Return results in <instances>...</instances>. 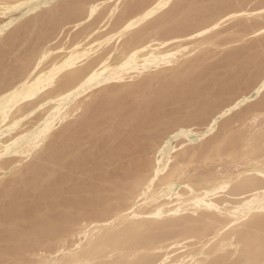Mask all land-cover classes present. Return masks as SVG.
I'll return each mask as SVG.
<instances>
[{"label":"bare ground","instance_id":"bare-ground-1","mask_svg":"<svg viewBox=\"0 0 264 264\" xmlns=\"http://www.w3.org/2000/svg\"><path fill=\"white\" fill-rule=\"evenodd\" d=\"M115 1L116 2L113 5L110 4V6L112 5V7H111V13L117 12L118 7H119V4H121V2L119 3L118 0H115ZM128 1H130V0H128ZM185 1L186 0H175L174 3L172 4L171 3V2H173L172 0H131L125 6V8L122 11V14H121L120 18H121V20H125V23L123 24V22H122V25H123L121 27L122 29H118V30L119 31L120 30L125 31L126 29H129V28L134 27L136 25L139 26V24H141L143 22V20H145L146 18L147 19L148 18H151L154 14L156 15L158 11H160L161 9L169 6L170 3L172 4L171 8L169 10H167V12L164 11V10H163V12L164 13L166 12L164 16H168L170 14L172 16L175 13V11L177 10L176 8H178L179 6H182L185 3ZM196 1H198V0H196ZM15 2H14V0H11V1L5 0L4 3L3 2L0 3V6L2 5L3 7H7V5H11V4L15 3ZM94 2H95V0H94ZM109 2H111V1H109ZM223 2H224V0H223ZM5 3H7V4H5ZM56 3L57 2H55V5H56ZM124 3H126L125 0H124ZM186 3H189V2H186ZM202 3L203 2L200 3V1H199V5H201ZM40 4H42V3H40ZM61 4H63V3H61ZM88 4L89 3L87 2V5ZM216 4H217V2H216ZM77 5H79V4H77ZM92 5H93V3H92ZM208 5H209V3H208ZM45 6H44V8H45ZM90 6H91V4H90ZM192 6H193V4H192ZM215 6H217V5H215ZM218 6H220V10H219L220 12L218 10L217 11L214 10V12H213V9H212V12L210 10L209 14L207 13L206 15H204V17L202 16V14H203L202 13L201 16L203 18L201 20L199 19V21L197 20L196 24L189 23L191 21V19H189L188 17L187 18L190 21H187L186 23H183V24L180 23L181 25H178V24L175 23L176 25L173 24V27H171L168 24L167 27L169 26L170 28L168 29V31L165 34L167 36L168 35V32H169V35L167 36V38L168 37H170V38H168V39L166 38L165 40H161L160 38L154 36V34L152 35V33H154V32H152L151 35L149 34V39L146 40L142 44H139L138 43V40L140 41L142 38H140V39H136L135 38V39L131 40V42L128 40V42H130V43L127 42V44L128 45H132V47L121 46L122 43L120 45V42L119 43L117 42L118 44H115L114 43V44L110 45L108 43H109V41H110V39L112 37V34H114V32H112L111 36L109 34H107L109 36L108 37L105 36V39L99 41L98 44L95 45L94 47L90 46L89 43L86 42L87 45L83 46L80 49L73 50L69 54V57L68 58L63 59L62 61H58V62L57 61H54V63H51L50 64V67H49V65H48V68L45 67L46 69H41V70L39 69L38 70L37 67H39L41 64L38 65V63H33L30 68L29 67L27 68L26 73L23 74V72H24V70H23L22 72H19L18 74H16L14 76L15 78L16 77L17 78H20L21 77L20 75L23 76V77H21V80H18L20 82V84L15 83V84H13L11 86L10 85L9 86L6 85L7 88L0 89V125H1V128H0V159L1 160L4 159V157H5L4 155H6L7 153H10V154L11 153L23 154V156H21V157H23L25 159H23L22 161H20L18 163L16 162L15 163V167H13L9 171L10 172H12V171H18V169L21 166H23L22 170L23 169L24 170L23 171L21 170L22 174L25 175L27 173V174H30V175H34V174H37L38 173V174L41 175L42 172H43L42 169L45 167V163L48 164V162L50 160L57 161L56 159H58V157H59L58 155H59L60 150L57 153L58 155H56L55 151H57V150L54 151L55 154L52 151H50V152H52V154H51L49 152L48 148H47L48 152L50 153V154L48 153L49 155H44L43 154V156H40V155L37 154L38 155L37 157H35L34 155H32L33 152L37 148L43 147L44 140L46 139L45 136L46 135L47 136L49 135L47 133H49L51 129H54V128H57V127L60 126L59 124L62 122V120L64 118V114H66V112L68 111V109L71 106H76V107H79V108L81 106V108H82L81 103H82L83 99L85 97H88L89 95L92 96L91 93L93 92V88L89 85V81H92L99 74L105 73L106 70L104 71L103 70L104 68L105 69H108V70L110 68L112 69V70L107 71L108 74H109V76H110V78H120L119 80H122V79H127V77H129L131 73H136L137 76L138 75H145L143 77H145V79H146V76L151 77L150 75L153 76V73L154 72L155 73L156 72L158 73L157 70H159L160 68H164L166 66H169L170 68H173L175 66V64H176L177 67H179L178 66L179 64L185 63L186 61H188L190 64H193L194 62H196V61H194L196 58L193 56V58H195L193 60L192 59V55L198 54V52H200L199 54L201 56L199 55L197 57V58L200 57V59H201V61H200V59H198V61H200V63H201V65H200V67H201L200 73L197 72V74L195 76H193V78L190 81L188 79L189 83L186 86H185V84H183L181 82L182 83V85H181L182 86V88H181L182 90L180 89L181 91H179V92H181L183 94L185 92L184 89H187L186 92L193 91V93H195V94L196 93L197 94L201 93V95H205L206 93L207 94L209 93L207 91V89H206V87L208 85L203 87L202 84H203L204 81H202V79L204 77H207V79H208L209 73L212 70H214V69L216 70V68H218V70L221 67H222V69H226V68H223V66H227V67L229 66V67H231L230 65L233 64V63H235V66L233 67V69L231 68L232 69V72L229 73V75L226 73L228 76L227 77H224L222 79V81H219V83L217 84V86H219V90L218 91H226L227 98L225 99V102H223L224 99H222V101L220 102V100L217 97H214V96L212 97L210 95V97L207 98V101L204 102V105H202L201 112L200 113H199V110L200 109L197 108V109H199L197 111L198 112L197 114H193V115L192 114H186V117L184 118V120L181 119L180 121H183L185 123H189L190 121H194L196 119H201V128L198 129V130L195 129L196 131H189L188 130V126L182 125V123H180L179 126H178V128L175 131L172 130L173 133H172V135L169 138H166V139L162 140V142L159 143V145L157 144L158 145V148L157 149L155 148L156 150L153 153V156H152L153 158L150 161V169L147 172H144V173H140L136 169L137 172H139V173L136 174L133 177V181H131L132 183L129 186H125L126 188L123 189L124 190V195L122 196L120 203H117L116 205L110 207V205H111L110 202L111 201H109V204H110V205H108L109 207L107 206L108 203L106 204L107 208H109V209H107V210H100V211L96 210L98 212L95 211L96 213H94L93 215L88 216V218L83 217L85 219V222L84 223H79V222L72 221L73 218L70 220L68 218V214L70 212H69V210H65L64 212H60V214H58V215L56 214V216H58V217H54V215H53L52 217L48 218L47 222L46 223H43L44 225H41L39 228L37 227L39 224H37V226H33V227H30L29 224H28V227H30V229L28 231H30V232L32 231L33 233H39L42 237H45L47 240L45 242H43L42 240H39V238L38 239H30V237H29L30 240H27L26 243H24V246L22 248H20V246L18 245L19 248L20 249H23L24 248L27 251L29 249H33V250L35 249V250H38V251H46L47 250V251H52L55 254H58L57 256L52 257V258H50L48 260H44V258L40 254L37 255V256L35 255L36 257L32 261L29 259V261L31 262V264H264V52L262 54H260V55H259V53H258V55H254L255 52L258 51V48L257 47H260L261 45L264 44V43L262 44V40L264 42V37L262 38V40L261 39L254 38V37H256V36L258 37V35L264 33V0H233V2L231 4L226 5V7L230 8V10L228 12H226V14L222 13V11H221V5H218ZM191 7H190V9H191ZM210 7H212V6H210ZM52 8H51V11H52ZM63 8H65V6H63L61 9H63ZM80 8L78 10H80ZM204 8L201 11L205 10ZM207 8H209V7L207 6ZM55 9H56V6H55L54 10ZM68 9H70V8L68 7ZM98 9H96V10H98ZM167 9H168V7H167ZM179 9L181 11L183 10V9H181V7ZM184 9H186V7ZM83 10H84V8H83ZM223 10H225V9H223ZM72 11H71V14L74 12V11L73 12ZM98 11L100 12V9ZM107 11H109V10H107ZM194 11H196V10H193L192 9V12H194ZM76 12H77V9H76ZM204 12H206V11H204ZM25 13H26V11H25ZM25 13H23V14H25ZM47 13L45 12V16H46ZM230 13L233 14L234 16H237V17H239L238 15H241L242 17H244V19H243L244 21H242V18H241V21L242 22L239 23L240 25L237 23V25H239L238 28L240 27L239 29H236L237 28L236 27L237 26L236 24L234 26L233 25L223 26L224 22L226 21L225 16H227ZM64 14H62V16ZM104 14H105V12H104ZM119 14H120V11H119ZM97 15L99 16V14H97ZM196 15H197V13L195 14V16ZM53 16H55V15H52V17ZM197 16L199 17V15H197ZM27 17H28V15H27ZM169 18H171V17H169ZM65 19H64V21H65ZM72 19H73V17H72ZM157 19L158 18H156V20ZM97 20H98V18H97ZM152 20H155V19H152ZM163 20H165V19H163ZM178 20H180V19H178ZM13 21H15V19L12 20V22ZM40 21H42V19ZM49 21L47 22V24L49 23ZM85 21H87V20H85ZM116 21H117V19H116ZM167 21L169 22L170 20H167ZM30 22H33V21H30ZM164 22H166V21H163V23ZM52 23H53V21H52ZM88 24H90V23L88 22ZM107 24H108V22H107ZM145 24H146V21H145ZM160 24H162V22ZM22 25L24 26V22H23ZM22 25H20V27H22ZM12 27H14V26L12 25ZM45 27H46V25H45ZM77 27H79V25ZM91 27H92V25H91ZM91 27H90V29H91ZM233 27H236V28H233ZM144 29H146V28H144ZM58 30H60V29H58ZM133 30L135 31V29H133ZM33 31H36V30H33ZM145 31H147V30H145ZM67 32H66V35H67ZM20 33H22V31ZM32 33H34V32H32ZM44 33H45V31H44ZM47 34H49V33H47ZM63 34H64V32L61 35H63ZM101 34H104L103 31H102ZM158 34H159V32L156 35H158ZM8 35H10V34H8ZM17 35L15 34L16 37H17ZM32 35L33 34H31V36ZM35 35H36V33H35ZM39 35L41 36L42 34H37V36H39ZM74 35H76V33ZM74 35H73V37H74ZM78 35L79 34H77V36ZM132 35H133V33H132ZM142 35H144V34H142ZM160 35H162V34H160ZM10 36L12 37V35H10ZM97 36H98L97 38L99 40V38H101V37H99L98 34H97ZM73 37L71 36V38H70V36H69V40H71ZM103 37H104V35H103ZM93 38L94 37L92 36V40H94ZM252 38H254V39H253V41L251 43H249V44H240L242 41H245L246 39H250L251 40ZM28 39H29V36H28ZM45 39H47V37ZM84 39H85V37H84ZM72 40H74V39H72ZM123 40H125V39H123ZM169 40L173 41V43L171 42L172 44L170 45V47H168V41ZM29 41H27V42H29ZM36 41H38V38L36 39ZM79 41H80V39H79ZM113 41H115V40H113ZM143 41H144V39H143ZM4 42L6 43L5 40H4ZM16 42H18V41H16ZM121 42H122V40H121ZM193 42H196L195 45H193L194 50L193 51H189L188 53H184V49L187 48V47H189V45L192 46V43ZM23 43H25V42H23ZM64 43H62V44L64 45ZM124 43H126V42H124ZM62 44H61V46H62ZM25 45H27V44H25ZM35 45L33 44V46H35ZM5 46L6 45L1 46L2 48L0 47V49H2V51H3L4 48H5ZM8 46H6V47H8ZM56 46L57 45L55 44V46H53V47L55 48ZM58 46H57V48H58ZM106 47H107V49H105ZM31 48H29L30 51H29V49H27V48L26 49H27V51L31 52ZM39 48H40V45H39ZM44 48L47 49L46 46ZM36 50H39V49H36ZM51 50H53V48ZM213 50H218V52H222L223 54L217 60H215L214 62L212 61L211 63H205L206 61L204 62V60L211 57L210 52L213 51ZM27 51H26V53H27ZM98 51H100V52L102 51V54H99L97 56L95 54V56L91 60L83 61V59L85 57H88L92 53H96ZM5 52H7V51H5ZM58 52L56 54H58ZM258 52H260V51H258ZM11 53H13V52H11ZM211 53H214V52H211ZM0 54L1 55H5V53L3 54V52H1ZM18 54H19V52H18ZM22 54H24V53L22 52ZM32 54H30V55H32ZM53 55H55V54H53ZM53 55L51 54V57H53ZM21 56H23V55H21V53H20L19 57L21 58ZM214 56H212V57H214ZM11 57H13V56H11ZM16 57H17V55H16ZM16 57H14V60H15ZM110 57L117 58L115 64L112 67H110V68L109 67H103L101 70H97L96 69L95 66L104 64L108 60V58H110ZM30 58L31 57H29V59ZM35 58H37V57H35ZM244 58H245V62H243ZM27 59L28 58H26V60ZM60 59H58V60H60ZM26 60H24V61H26ZM34 60H32V62ZM20 61L18 63L17 62L16 63L17 64H20L21 62H24V61H21V62ZM7 62L8 61H6L5 63H7ZM31 63H30V65H31ZM45 63H47V62H45ZM196 63H194V64H196ZM1 64L5 65L4 63H0V65ZM8 64H9V67H10V63H8ZM25 64H26V62H25ZM66 64H68V65H70V64H77V67L76 68L78 70L80 69V74L78 73L77 76L74 75L75 78L72 77L74 79H69L67 81V83H65L64 85H62V89H60L61 91L60 90L56 91L57 89L56 88L54 89V87H52L53 90H55V92H53L54 94L48 96L45 99L46 101H44L41 106H38L37 105V107L40 110L41 109L44 110L49 105V103H50V106H48L47 108H53L54 109L53 114L50 117H48L46 120H44L43 122H41L40 125H39V128L37 130H34L33 125L28 123V121H27V119L25 117L27 115H25V113H24V115H22L20 117L17 116V115H16L17 117H15L14 115H12L13 112H11V111L13 110L14 107L15 108H18V110L23 109V108H19V107L22 104V101L24 100V98H26V97H34V96H37L38 94L40 96L41 95V92H40L41 87H43L45 84L52 85L54 83V76ZM186 64H187V62H186ZM3 65H2V67H4ZM13 65L15 66V64H13ZM28 65H26V66H28ZM19 67H16V68L19 69ZM0 68H1V66H0ZM185 69H186V67H185ZM179 70H180V68H179ZM183 70H184V68H183ZM14 71H16V70L14 69ZM186 71H188V70H186ZM186 71L184 70V73ZM223 72L225 73V70ZM4 73H5V71H4ZM7 73L8 72L6 71V74ZM12 73H14V72H12ZM62 73H64V72H62ZM174 73H176V72H174ZM213 73H214V71H213ZM67 74H68V72H67ZM226 74H224V75L226 76ZM70 75H72V74H70ZM186 75H187V73L185 75H183L184 76V79L182 78V79H180V81L185 80ZM61 76L63 77L65 75H61ZM169 76H171V75H169ZM178 76L179 75H177V77ZM180 76L182 77L181 73H180ZM191 76H192V74H191ZM200 76H201V82H199L200 81ZM210 76H212V74ZM4 77L3 78L0 77V79L2 78V81H0V82H3ZM139 77H141V76H139ZM139 77L136 78V79L134 78L136 80L135 84L136 83L138 85L140 84V82L137 81L139 79ZM187 77H186V79H187ZM215 78H217V77H215ZM134 79H133V81H134ZM140 79H142V78H140ZM145 79H142L141 83ZM169 79H170V77H169ZM209 79H210V77H209ZM173 80H174V78H173ZM173 80H172V82H173ZM176 81H178V80H176ZM112 82H113V80H112ZM169 82L170 81L168 80V83ZM172 82H170V83H172ZM174 82H175V80H174ZM114 83H115V80H114ZM148 83L149 82H147V84ZM157 83H159V82H157ZM185 83H187V82H185ZM200 83H201V87H196ZM113 84H111V86ZM115 84H117V83H115ZM135 84H133V86ZM105 85L106 84H104V86ZM120 85H123V84H120ZM125 85H127V84H125ZM129 85H130V83H129ZM106 86H108V84ZM131 86H129V87L127 86V87L130 88ZM158 86H160V84ZM103 87L100 88V89H103ZM134 87H136V85ZM191 87L193 89H191ZM213 87H214V85H213ZM47 88H49V86ZM131 88H130V90H131ZM139 88H141V87H139ZM139 88L136 87V89H138V90H139ZM165 88H164V90H165ZM173 88H172V90H173ZM178 88H179V86H178ZM98 89H97V91H98ZM111 89H113V88L111 87ZM177 89H175V91ZM45 90H46V88H45ZM105 90H106V88H105ZM107 90L108 91H104V92H106V93L109 92L110 87H109V89L107 88ZM208 90H210V89H208ZM49 91H50V88H49ZM113 91H111V93ZM118 91H119V93H121L120 90H118ZM51 92L52 91H50V93ZM102 92H103V90H102ZM155 92L159 94V91H155ZM162 92H164V91H162ZM106 93L105 94L103 93V94L106 96ZM122 93L125 94V92H122ZM172 93L174 94V91ZM161 94L163 95L164 93H161ZM173 94H172V96L174 97ZM210 94H211V92H210ZM257 94H259V97L258 98L256 97V99L253 100L252 98H254ZM98 95H96V96H98ZM147 95H149V94H147ZM159 95L157 96L158 98L160 97ZM190 95L191 96H188V97H190L192 99L193 98L192 97L193 94L191 93ZM149 96H148V98L154 99V96H153V98H151V96L150 97ZM224 96H226L225 93H224ZM120 97H121V95H120ZM141 97H142V95H141ZM176 97L177 96L175 95V98ZM102 98L98 96V100H100V99L102 100ZM108 98L110 100L112 98V96H111V98H110V96ZM108 98L106 100H108ZM114 98H113V100H114ZM116 98H117V96H116ZM116 98H115V101H116ZM118 98H119V96H118ZM168 98L170 99V96ZM183 98H185V97H182V102L184 101ZM155 99H156V97H155ZM25 100H27V99H25ZM92 100L94 101V99H92ZM98 100H96V101H98ZM146 100H148V99H146ZM146 100H143L145 104H146V102H145ZM198 100H199V97H198ZM93 101H91V102H93ZM196 101H197V99H196ZM38 102H40V101L38 100L37 103ZM99 102L100 101H98V103ZM101 102H103V101H101ZM131 102H133V100H131ZM182 102H180V104ZM190 102H191V100H190ZM93 103H91V104H93ZM125 103H128V102H125ZM136 103H139V102H136ZM147 103H148L147 104L148 107L151 106L149 104V101H147ZM187 103H189V101ZM196 103L197 102H195L193 104H196ZM221 103H223V104H221ZM35 104H36V102H35ZM128 104H130V102ZM190 104H192V103H190ZM98 105L99 104H97V106ZM104 105H106V104H104ZM142 105H143V103H142ZM158 105H160L159 102H158ZM172 105L175 106L174 104H172ZM25 106H26V104H25ZM93 106H95V105H93ZM106 106H105V108H106ZM140 106L141 105H139V107ZM168 106L170 107L171 105H168ZM100 107H101V104H100ZM107 107H110V106H107ZM135 107H137V106H135ZM152 107H153V105H152ZM165 107H167V105H165ZM165 107L162 106V108H165ZM191 107H192V105L190 107H187V108H191ZM194 107H192V108H194ZM94 108L95 107H93V112H94V110H96ZM122 108H121V110H122ZM158 108H157V110H158ZM33 109H35V108H33ZM127 109L125 108V110H127ZM150 109H148V110H150ZM159 109H161V107ZM180 109L178 111H181ZM29 110H31V108ZM88 110L90 111V109L87 108V110H85V112L88 111ZM152 110L154 111V108L151 109V111ZM15 111L16 110H14V112ZM74 111H75V109H74ZM89 111H88V113H89ZM113 111L114 110H112V113H114ZM123 111H124V109H123ZM21 112H22V110H21ZM93 112H91V113L93 114ZM97 112L100 113V110H98ZM140 112L142 113V111H140ZM140 112H138V113H140ZM148 112L149 111H147V113ZM45 113H46V111H45ZM77 113H78V111L76 112V114ZM95 113H96V111H95ZM138 113H136V114L139 115ZM144 113H145V111H144ZM159 113H161V112H159ZM211 113H215V115H217V117H215ZM15 114H17V113H15ZM18 114H20V113H18ZM36 114H38V112ZM172 114H173V111H172ZM176 114H179V113H176ZM40 115H41V113H40ZM70 115L72 116V114H70ZM81 115H82V113H81ZM89 115H91V114H89ZM100 115H99V117H100ZM108 115H109V111H108ZM156 115H157V113H156ZM180 115H181V112H180ZM204 115H206V116L209 115V117L210 116L211 117H210V119L207 120V119H205ZM41 116H40V118H41ZM68 116H69V114H68ZM103 116H105V114ZM103 116H101L102 119H103ZM111 116H113V115H111ZM131 116H133V114ZM74 117H75V115H74ZM87 117H88V115H86V118ZM119 117H120V115H118V118ZM139 117H140V115H139ZM181 117H183V116L181 115ZM181 117H179V118H181ZM90 118H92V116ZM141 118H143V117H141ZM172 118H174V116ZM177 118H178V116H177ZM261 118H263V120H261ZM35 119H36V117H35ZM67 120H69V119H67ZM67 120L65 122H67ZM78 120H80V118ZM82 120L83 119H81L80 121H82ZM88 120H89V118L86 119V120H83V121L85 122V121H88ZM90 120H92V119H90ZM95 120H92L93 123H94ZM105 120H102V121H105ZM129 120H130V118H129ZM133 120H135V119L133 118ZM162 120L168 121L169 119L168 120L167 119H163V117H162ZM64 121H63V123H64ZM72 121H76V120H72ZM100 121H98L97 123H100ZM121 121H123V120H121ZM131 121L132 120H130L129 122H131ZM141 121H139V123ZM148 121H149V119H147V122ZM30 122H31V120H30ZM115 122L113 124H115ZM124 122L126 123V120H124ZM175 122H174V124H175ZM177 122H178V120H177ZM73 123H75V122H73ZM77 123H78V121H76V124ZM87 123H90L88 125V127L89 126H92L93 127V125H95L93 123H92L93 125H91V121L90 122H86L85 124H87ZM152 123H153V120H152L151 124ZM157 123L159 124V122H157ZM163 123L165 124L164 121H163ZM104 124H107V123H104ZM104 124H102V125H104ZM128 124H131V123H128ZM148 124H145V125H148ZM160 125H162V124H160ZM62 126H64V125H62ZM70 126H71V124H70ZM75 126L76 125H74L72 127L75 128ZM82 126L85 127V125H83V124H82ZM125 126H126V124H125ZM125 126H122V128H123L122 130H125L124 129ZM72 127H71V129H72ZM126 127H128V126H126ZM17 129H19V131ZM59 129L61 130V128H59ZM89 129H87V132H88ZM119 129H120V126H119ZM130 129H131V127H130ZM16 130L18 131V133H17ZM93 130H95V129H93ZM93 130L91 129L92 132H93ZM14 131H16V134H13ZM72 131H74V130H72ZM79 131H81V130H79ZM91 131H89V132L91 133ZM108 131H111L112 132L111 129H109ZM87 132H85V134H81V135L82 136L83 135H86ZM97 132H100V134H101L103 132V130L102 131H97ZM107 132H106V134H107ZM125 132H128V129L127 128H126V131ZM129 132H128V134H129ZM148 132H150V130ZM65 133H67V132L65 131ZM68 133H69V130H68ZM104 133L105 132H103V134ZM109 133L110 132H108V134ZM122 133L123 132H121V134ZM77 134H79V133H77ZM106 134H105V136H106ZM170 134H171V132H170ZM53 135H56V134L53 133ZM75 135H76V133H75ZM116 135L114 134V136H116ZM119 135H117V137H119ZM163 135H165V133ZM67 136H69V134ZM70 136H71V134H70ZM103 136L104 135H102V137ZM160 136H162V135H160ZM62 137H64V136L62 135ZM75 137H77V139H78V136H75ZM151 137H152V135H151ZM95 138H97V137L95 136ZM99 138H101V137H99ZM99 138L97 139V140H99L97 142H100V139ZM120 138H122V137H120ZM54 139H55V137H54ZM69 139H71V138H69ZM82 139L81 140L79 139V140L82 142ZM112 139L110 140L111 142H112ZM20 140H23L24 141L23 144H22V146L17 145L20 142ZM51 140H53V138L52 139L50 138V141ZM74 140L75 139H73V141ZM122 140H123V138H122ZM139 140H140V138H139ZM61 141L63 142V140H61ZM71 141H69V142H71ZM77 141H76V143L78 144ZM89 141H90V139H89ZM101 141H103L102 138H101ZM143 141H145V140H143ZM48 142H47V144H48ZM62 142L60 143V142H57L56 141V143H59L61 145H62ZM65 142H64V144H65ZM81 142H79V143H81ZM97 142H95V145L94 144L93 145L96 146ZM51 143H54L55 144V142H51ZM134 143H135V141H134ZM59 144L57 145L58 147H60ZM130 144H132V143H130ZM111 145H112V143H111ZM141 145H139V146H141ZM57 146L55 148H57ZM87 146H84V147H87ZM113 146H111V147H113ZM130 146H132V145H130ZM44 147H45V145H44ZM69 147L72 148V146H69ZM122 147H123V145H122ZM77 148H75V149H77ZM97 148H98V146H97ZM108 148H110V147H108ZM52 149L54 150L53 147H52ZM62 149H63V147L61 148V150ZM116 149H117V147H116ZM118 149H119V147H118ZM127 149H129V147H127ZM64 151H66V150H64ZM68 151L70 153V148L68 149ZM68 151H67V153H68ZM88 151H90V148H89ZM104 151H106V150H104ZM108 151H109V149H108ZM113 151H112V154L114 153ZM94 152H95V150H94ZM98 152H99V150H98ZM100 152H101V150H100ZM137 152H138V150H137ZM37 153H38V151H37ZM78 153L77 154H73L72 153V154L73 155H79ZM105 153H104V155H105ZM123 153H125V152H123ZM101 154H102V152H101ZM145 155H146V153H145ZM33 156L35 157V160L34 161H33V159L32 160L30 159ZM61 156L63 157V153H62ZM132 156H134V155H132ZM82 157L80 156V158H82ZM88 157H87V159H88ZM90 157H92V155ZM6 158L7 157H5V159ZM70 158H73V157H70ZM97 158H98V155H97ZM145 158H144V160H145ZM148 158H149V156H148ZM225 158L228 159L229 162L232 164V168L230 170L222 171V170H219L218 169V170H214L212 172H206L205 174H201L199 176L196 175L197 177H195V176L191 177L189 175L190 177H187L186 176L187 178H183V174L185 173L184 171H185L186 167L188 165H190V164H193L195 162H200V163L202 162L203 165H204V167H205L204 170H206V167H208L209 165L214 164V163H216L218 161H221V160H223ZM74 159H75V157L73 158V160ZM115 159H116V157H115ZM26 160H30V162L31 161L32 162L31 163H26L25 162ZM102 160H104V159H102ZM105 160H107L106 157H105ZM118 160H119V157H118ZM141 160H142V158H141ZM64 161H67L68 162L69 160H63V164H64ZM71 161L72 160H70L69 162L72 164ZM89 161H90V158H89ZM6 162H7V160H6ZM76 162H78V161H76ZM91 162H92V160H91ZM91 162H89V163H91ZM222 162H224V161H222ZM109 163L111 165L112 164V161L110 160ZM109 163H108V165H109ZM117 163H118V161H117ZM127 164L128 163H126V165ZM124 165H125V163H124ZM201 165H199V166H201ZM216 165H217V163H216ZM6 166H7V164H6ZM54 166H56V165H54ZM67 166H69V165H67ZM72 166H73V164H72ZM74 166L77 167L76 165H74ZM120 166H121V164H120ZM60 167L62 168V166H60ZM83 167H85V166H83ZM86 167H88V166H86ZM6 168H4L3 164H0V182H2V178L5 175ZM122 168H126V167L123 166ZM98 169H100V168H98ZM104 169H102V170L104 171ZM110 169L111 170L113 169V172L116 171V170H118V168H116V170H114L113 167L110 168ZM61 170H59V168H58L57 171H60L61 172ZM75 170L77 171V169H75ZM75 170H73V171H75ZM62 171L65 173L67 170L66 171L62 170ZM86 171L87 170H85V172ZM135 171H131V174L128 171L129 172L127 174L128 179H129L130 175H132V173L134 175V172ZM68 172L70 173V171H68ZM116 172H114V173H116ZM125 172L127 173V171H125ZM125 172H123L124 173V176H126L125 175L126 174ZM56 173L58 174V172H56ZM79 173H80V171H79ZM79 173L77 172V174H79ZM109 173L107 175L110 177V174ZM120 173L121 172H119L117 174L119 175ZM17 174H14V175L16 176ZM22 174H21V176H22ZM46 174H48V173H45V175ZM54 174H55V172H54ZM21 176L19 174V177H21ZM42 176H40V177H42ZM49 176H51V174ZM59 176H60V174H59ZM66 176H67V174H66ZM103 176H105V175H103ZM114 176H115V174H114ZM119 176H118V178H119ZM124 176H123V178H125ZM9 177H10V175L8 176V178ZM40 177L38 176V178H40ZM54 177H56V176L53 175L50 179H52ZM75 177H73V178H75ZM89 177H91V175H89ZM98 177H96V178H98ZM106 177L107 176H105V178ZM13 178H12V180H13ZM123 178H121V179H123ZM78 179H80V178L78 177ZM99 179L101 181V177ZM12 180L10 179L8 181L11 182ZM23 180H24V177H23ZM53 180H52V182H53ZM87 180H89V179H87ZM106 180H107V178H106ZM126 180H127V178H126ZM17 181H21V180L18 179ZM17 181H16V183H17ZM35 181L37 182V179ZM38 181H39V179H38ZM47 181L49 182L50 180L47 179ZM83 181H85V180H83ZM118 181H121V180H118ZM124 181H125V179H124ZM4 182L5 181H3L2 183H4ZM10 182L8 184H10ZM33 182H34V180H33ZM43 182H41V183H43ZM95 182H98V181H95ZM100 183H102V182H100ZM100 183H98V184H100ZM123 183H125V182H123ZM13 184H14V182H13ZM58 184H60V183H58ZM106 184H108V183H106ZM2 185L0 186V188H2V190H4L3 188H5V187H4V185L2 187ZM11 185L9 186L10 188H11ZM29 185H30V183H29ZM38 185H39V183H38ZM43 185H46V184H43ZM47 185H49V184L47 183ZM51 185H52V183H51ZM81 185H83V184H80V186ZM90 185H92V184H90ZM110 185L112 187V184H110ZM114 185H113V187H117L115 183H114ZM5 186H6V184H5ZM36 186H37V184H36ZM55 186H56V184H55ZM22 187H24V186H22ZM69 187H70V185L68 186V188ZM71 187H73V186H71ZM118 187H120V186H118ZM20 189H22L23 191H25L23 188H21L19 186V190ZM31 189H33V188H31ZM42 189L44 190V186L42 187ZM54 189H55V187H54ZM17 190L14 189V191H17ZM36 190H38V189H36ZM40 190H41V188H40ZM48 190H49V192L51 191L50 189H48ZM58 190H59V187H58ZM74 190H72V191H74ZM120 190H122V189L120 188ZM5 191H7V189ZM27 191L30 192V189L27 190ZM61 191H63V190H61ZM29 192H27V193H29ZM52 192H50L51 195H52ZM57 192H59V191H57ZM67 192H68V190H67ZM50 193H48V195ZM7 194H9V192ZM15 194H17V193L15 192ZM34 194H36V193L34 192ZM54 194H55V191H54ZM23 195H25V193ZM32 195H33V192H32ZM32 195H30V196L32 197ZM38 195H39V193H38ZM48 195H45L44 198L45 197H48ZM90 195H92V194H90ZM61 196H62V194H61ZM64 196H65V194H64ZM69 196H68V198H69ZM97 196H96V200H99V197L97 198ZM59 197H57V199ZM23 198L20 199V200H18V201H20V202H21V200L22 201L23 200L24 201H27L26 199H23ZM68 198H66V199H68ZM13 199H12V201H13ZM15 199H16V197H15ZM27 199H28V197H27ZM37 199H40V198L38 197ZM52 199H53V201H55L54 198H52ZM70 199H72V198H70ZM74 200H73V203L75 202ZM10 202H11V200H10ZM38 202H39V200H38ZM103 202H105V201H103ZM117 202H118V200H117ZM17 203H15V204H17ZM42 203H43V201H42ZM8 204H9V202H8ZM8 204H7V207L9 208V205ZM28 204H29V202H28ZM113 204H114V202H113ZM30 205H32V203ZM82 205H83V202H82ZM84 205H85V203H84ZM97 205H95V206H97ZM15 206H17V205H15ZM15 206H14V208H16ZM70 206H69V208H70ZM75 206H73V207H75ZM98 206H100V205H98ZM29 207H31V206H29ZM40 207H42V206H40ZM61 207H59V208H61ZM89 207H90V205H89ZM101 207L102 206H100L99 208H101ZM0 208H2V207H0ZM44 208H46V206ZM37 209H39V208H37ZM51 209H52V207H51ZM54 209H55V211L57 210V208H55V207H54ZM54 209H52V210L54 211ZM62 209H63V207H62ZM72 209H70V210H72ZM1 211H3V210H1ZM16 211H18V210H16ZM21 211H19V212H21ZM33 211L34 210H32V212ZM74 211L76 212L75 209H74ZM91 211H93V210L91 209ZM11 212H9V214ZM29 212H31V211H29ZM2 213H0V216H1ZM21 213H23V212H21ZM33 213L35 214L37 212H33ZM46 213L48 214V212H46ZM56 213H58V212H56ZM19 215H20V213H19ZM40 215H43V214L41 213ZM5 216L6 215H3V217H5ZM65 216H67V217H65ZM10 217L11 216H9V218ZM13 217L14 216H12V218ZM43 217H45V216H43ZM17 218H18V216H17ZM32 218L34 220L35 217L33 216ZM61 218H62V220H61ZM5 219L6 220H9L7 217H5ZM75 219H77V218H75ZM17 220H19V219H17ZM35 220L32 221V222H36ZM44 220H45V218H44ZM12 221L10 220L9 222H12ZM64 221H66L67 223H65ZM9 222H8V225L11 224ZM38 222H39V220H38ZM15 223H16V220H15ZM35 224L36 223H34V225ZM41 224H42V222H41ZM64 224H67V225H64ZM21 225H23V224H21ZM30 225H31V223H30ZM7 227L8 226H6L5 229H7ZM26 227H25V231L27 229ZM9 228H11V227L9 226ZM1 230H3V229H1ZM15 230L16 229H14V231ZM2 232H0V233H2ZM4 232H5V230H4ZM6 232H7V230H6ZM10 232L12 233V230ZM30 232H28V233H30ZM19 233L21 234V232H19ZM19 233H17V231H16V236H19V235H17ZM8 238H10V237H8ZM26 238H28V236ZM1 239H3V238H1ZM13 239H14V237H13ZM20 240L21 239H19V241ZM7 241H6V243H8ZM1 242L3 243V241H1ZM22 242H25L24 239H23ZM22 242H20L18 244H21ZM3 245H4V243H3ZM13 246H15V245H13ZM18 246L16 248H18ZM12 248L13 247H11V249ZM1 250L4 251V249H1L0 248V251ZM7 250H9V248ZM11 251H13V250H11ZM17 251L19 252V249L18 250H14L13 252H11L10 253L11 256H13L12 253L15 254V253H17ZM20 251L24 252L23 250H20ZM42 253H44V252H42ZM1 255H3V254H1ZM16 256H18V255H16ZM1 257H0V259H3L4 258V257L3 258H1ZM20 260H21V258H20ZM24 261L26 262V259H24Z\"/></svg>","mask_w":264,"mask_h":264},{"label":"rangeland","instance_id":"rangeland-1","mask_svg":"<svg viewBox=\"0 0 264 264\" xmlns=\"http://www.w3.org/2000/svg\"><path fill=\"white\" fill-rule=\"evenodd\" d=\"M1 1V0H0ZM4 1L5 0H2L1 2H3L4 3ZM9 1H11V0H9ZM16 0H14V2H15ZM75 1V2H74ZM79 3H78V2ZM101 0H95V2H94V0H17L15 3H13V4H11V5H7V7H3L2 5L0 6V47L1 46H4V45H6V46H8V47H6L5 46V48H4V50L2 51V49H0L1 51H0V53L1 52H3V54L5 53V55H1L0 54V63H4L5 65H3V64H1L0 66H1V68H0V77H4V79H3V82H0V89H4V88H7L6 87V85L7 86H11V85H13V84H15V83H17V84H20V82L18 81V80H21V77H23L22 75H20L21 77L20 78H15L14 76L16 75V74H18L19 72H22L23 70H24V72H23V74L24 73H26V71H27V68L29 67H31L32 66V64L33 63H38V65L39 64H41L39 67H37V69L39 70H41V69H46V68H48V65H49V67H50V64L51 63H54V61H62L63 59H66V58H68L69 57V54L73 51V50H75V49H80V48H82L83 46H85V45H87L86 44V42L87 43H89V45L90 46H92V47H94L95 45H97L98 44V42L99 41H101V40H104L105 39V36L106 37H108L109 35L111 36V34H112V32H114V34H112V37H111V39H110V41H109V43L108 44H110V45H112V44H118L119 42H120V45H121V43H122V45L121 46H126V47H132V45H128L127 44V42H128V40L131 42V40H133V39H140V38H142L140 41L138 40V43L139 44H142V43H144L146 40H148L149 39V34L151 35V33L152 32H154V33H152V35L154 34V36H156V37H158V38H160L161 40H165L166 38H167V36L169 35V32H168V35L166 36V32L168 31V29L170 28L169 26H171V27H173V24L174 25H176V24H178V25H181V24H183V23H186L187 21H190L189 19H191V21L189 22V23H194V24H196V22H197V20L199 21V19L201 20L203 17H204V15H206L207 13L209 14V12H210V10H211V12H212V9H213V12H214V10L215 11H219L220 10V6H218V5H221V11H222V13H224V14H226V12H228L229 10H230V8H228V7H226V5H229V4H231L232 2H233V0H224V2H223V0H198V1H196V0H186L185 1V3L186 2H189V3H184L182 6H179L178 8H176L177 10L175 11V15L173 14L172 16H171V14L170 15H168V16H164L165 15V13L167 12V10H169L170 8H171V6H172V4L174 3V1L175 0H172L173 2H171L170 4H169V6H167L168 7V9H167V7H165V8H163V9H161L160 11H158L157 12V14L155 15H153L151 18H146L145 20H143V22L141 23V24H139V26L138 25H136V26H134V27H131V28H129V29H126L125 31H123V30H118V29H122L121 27L123 26L122 25V22H123V24L125 23V20H121V18H120V16H121V14H122V11H123V9L125 8V6L131 1H128V0H125L126 1V3H124V0L122 1V0H118L119 1V3L121 2V4H119V7H118V10H117V12H115V13H111V7H112V5L116 2L115 0H102L101 2H100ZM109 1H111V2H109ZM199 1H200V3L201 2H203L201 5H199ZM213 1V2H212ZM220 1V2H219ZM0 2V3H1ZM55 2H57L56 3V5H55ZM77 2V3H76ZM83 2V3H82ZM87 2L89 3L88 5H87ZM107 2V3H106ZM109 2V3H108ZM197 4H196V3ZM206 4H205V3ZM216 2H217V4H216ZM40 3H42V4H40ZM61 3H63V4H60ZM74 3V4H73ZM82 3V4H81ZM92 3H93V5H92ZM101 3V4H100ZM208 3H209V5H208ZM224 3V4H223ZM229 3V4H228ZM5 4H7V3H5ZM66 4V5H65ZM72 4V5H71ZM77 4H79V5H77ZM85 4V5H84ZM90 4H91V6H90ZM110 4H112L111 6H110ZM189 4V5H188ZM192 4H193V6H192ZM196 4V5H195ZM35 5V6H34ZM46 5V6H45ZM50 5V6H49ZM65 6V8H63V9H61L63 6ZM82 5V6H81ZM106 5V6H105ZM181 5V4H180ZM215 5H217V6H215ZM42 6V7H41ZM44 6H45V8H44ZM55 6H56V9L54 10V8H55ZM72 8H71V7ZM105 6V7H104ZM108 6V7H107ZM192 6V7H191ZM207 6L209 7V8H207ZM210 6H212V7H210ZM215 6V7H214ZM38 9H37V8ZM48 7V8H47ZM53 7V8H52ZM68 7L70 8V9H68ZM75 7V8H74ZM77 7V8H76ZM81 7V8H80ZM90 7V8H89ZM181 7V9H183L182 11L179 9ZM186 7V9H184ZM190 7H191V9H190ZM194 7V8H193ZM198 7V8H197ZM202 7V8H201ZM205 7V8H204ZM228 9H226V8ZM7 8V9H6ZM42 8V9H41ZM51 8H52V11H51ZM80 8V10H78ZM83 8H84V10H83ZM89 8V9H88ZM100 9V12L98 11L99 9ZM107 8V9H106ZM205 9V10H203V11H201L202 9ZM215 8V9H214ZM217 8V9H216ZM14 9V10H13ZM42 11H41V10ZM48 9V10H47ZM67 9V10H66ZM76 9H77V12H76ZM96 9H98V10H96ZM102 9V10H101ZM106 9V10H105ZM192 9L193 10H196V11H194V12H192ZM223 9H225V10H223ZM18 10V11H17ZM39 10V11H38ZM61 10V11H60ZM74 12H73V11ZM104 10V11H103ZM107 10H109V11H107ZM163 10L164 11H166L165 13L163 12ZM180 10V11H179ZM190 10V11H189ZM199 10V11H198ZM25 11H26V13H25ZM31 11V12H30ZM70 11V12H69ZM71 11L73 12L72 14H71ZM81 13H80V12ZM119 11H120V14H119ZM201 11V12H200ZM204 11H206V12H204ZM40 12V13H39ZM45 12L47 13L46 14V16H45ZM66 12V13H65ZM69 12V13H68ZM99 12V13H98ZM104 12H105V14H104ZM181 12V13H180ZM186 12V13H185ZM220 12V11H219ZM12 13V14H11ZM23 13H25V14H23ZM65 13V14H64ZM87 13V14H86ZM102 13V14H101ZM109 13V14H108ZM117 13V14H116ZM164 13V14H163ZM179 13V14H178ZM190 15H189V14ZM197 13V15H199V17L196 15L195 16V14ZM203 13V14H202ZM18 14V15H17ZM42 14V15H41ZM44 14V15H43ZM62 14H64L63 16H62ZM67 14V15H66ZM97 14H99V16L97 15ZM201 14H202V16H201ZM5 15V16H4ZM12 15V16H11ZM24 15V16H23ZM27 15H28V17H27ZM40 17H39V16ZM52 17V15H55V16H53L52 18L50 17V16ZM60 15V16H59ZM163 15V16H162ZM177 15V16H176ZM194 15V16H193ZM21 16V17H20ZM37 16V17H36ZM43 16V17H42ZM65 16V17H64ZM68 16V17H67ZM85 16V17H84ZM87 16V17H86ZM174 16V17H173ZM233 16V17H232ZM239 17H237V16H234L233 14H228L227 16H225V19H226V21L224 22V24H223V26H230V25H237V23L239 24L240 22H242V21H244L243 19H244V17H242L241 15H238ZM241 16V17H240ZM20 17V18H19ZM42 17V18H41ZM62 17V18H61ZM72 17H73V19H72ZM79 17V18H78ZM90 17V18H89ZM108 19H107V18ZM118 17V18H117ZM164 17V18H163ZM168 17V18H167ZM169 17H171V18H169ZM176 17V18H175ZM180 17V18H179ZM189 19H188V18ZM193 17V18H192ZM195 17V18H194ZM230 17V18H229ZM20 20H19V19ZM23 18V19H22ZM59 18V19H58ZM66 18V19H65ZM78 18V19H77ZM94 18V19H93ZM96 18V19H95ZM97 18H98V20H97ZM156 18H158L157 20H156ZM229 18V19H228ZM241 18H242V21H241ZM15 19V21H13L12 22V20H14ZM22 19V20H21ZM42 19V21H40ZM64 19H65V21H64ZM116 19H117V21H116ZM152 19H155V20H152ZM163 19H165V20H163ZM173 19V20H172ZM178 19H180V20H178ZM183 19V20H182ZM195 19V20H194ZM232 19V20H231ZM5 20V21H4ZM24 20V21H23ZM52 20L53 21V23H52V21L50 22V21ZM85 20H87V21H85ZM96 20V21H95ZM112 20V21H111ZM159 20V21H158ZM167 20H170L169 22L167 21ZM194 20V21H193ZM238 20V21H237ZM2 21V22H1ZM7 21V22H6ZM30 21H33V22H30ZM49 21V23L47 24V22ZM104 21V22H103ZM110 21V22H109ZM145 21H146V24H145ZM163 21H166V22H164L163 23ZM176 21V22H175ZM182 21V22H181ZM193 21V22H192ZM235 21V22H234ZM12 22V23H11ZM15 22V23H14ZM23 22H24V26L22 25L23 24ZM27 22V23H26ZM39 22V23H38ZM41 22V23H40ZM57 22V23H56ZM69 22V23H68ZM73 22V23H72ZM85 24H84V23ZM88 22L90 23V24H88ZM95 22V23H94ZM107 22H108V24H107ZM148 22V23H147ZM151 22V23H150ZM162 22V24H160ZM9 23V24H8ZM60 23V24H59ZM99 23V24H98ZM144 23V24H143ZM158 23V24H157ZM176 23V24H175ZM181 23V24H180ZM15 24V25H14ZM19 24V25H18ZM35 24V25H34ZM37 24V25H36ZM42 24V25H41ZM64 24V25H63ZM73 24V25H72ZM160 24V25H159ZM169 24V26L167 27V25ZM3 25V26H2ZM12 25L14 26V27H12ZM20 25H22V27H20ZM34 25V26H33ZM45 25H46V27H45ZM79 25V27H77ZM91 25H92V27H91ZM112 25V26H111ZM115 25V26H114ZM166 25V26H165ZM240 25V24H239ZM239 25H237L236 27H233V28H236V29H239L238 28V26ZM33 26V27H32ZM48 26V27H47ZM62 26V27H61ZM67 26V27H66ZM144 26V27H143ZM147 26V27H146ZM161 26V27H160ZM201 26V25H200ZM20 27V28H19ZM36 27V28H35ZM90 27H91V29H90ZM164 27V28H163ZM5 28V29H4ZM9 28V29H8ZM16 28V29H15ZM23 30H22V29ZM34 28V29H33ZM40 28V29H39ZM43 30H42V29ZM64 28V29H63ZM89 28V29H88ZM143 28V29H142ZM144 28H146V29H144ZM148 28V29H147ZM161 30H160V29ZM36 30V31H33V30ZM57 29V30H56ZM58 29H60V30H58ZM78 29V30H77ZM94 29V30H93ZM97 29V30H96ZM105 29V30H104ZM133 29H135V31L133 30ZM12 30V31H11ZM21 32L22 31V33H20L19 31ZM56 30V31H55ZM92 30V31H91ZM107 30V31H106ZM112 30V31H111ZM139 30V31H138ZM145 30H147V31H145ZM39 31V32H38ZM44 31H45V33H44ZM64 32V34L63 35H61L63 32ZM68 31V32H67ZM102 31H103V33L104 34H101L102 33ZM119 31V32H118ZM123 31V32H122ZM133 31V32H132ZM145 31V32H144ZM157 31V32H156ZM14 32V33H13ZM27 32V33H26ZM29 32V33H28ZM32 32H34V33H32ZM55 32V33H54ZM57 32V33H56ZM59 32V33H58ZM66 32H67V35H66ZM86 32V33H85ZM89 32V33H88ZM101 32V33H100ZM109 32V33H108ZM117 32V33H116ZM138 34H137V33ZM149 32V33H148ZM156 32V33H155ZM159 32V34L158 35H156L157 33ZM3 33V34H2ZM5 33V34H4ZM19 33V34H18ZM35 33H36V35H35ZM47 33H49V34H47ZM54 33V34H53ZM76 33V35H74ZM82 33V34H81ZM129 33V34H128ZM132 33H133V35H132ZM148 33V34H147ZM2 34V35H1ZM8 34H10V35H12V37L10 36V35H8ZM15 34L17 35V37L15 36ZM31 34H33L32 36H31ZM37 34H42L41 36L39 35V36H37ZM52 34V35H51ZM74 35V37H73V35ZM77 34H79L78 36H77ZM97 34L99 35V37H101V38H99V40H98V36H97ZM106 34V35H105ZM107 34H109V35H107ZM124 34V35H123ZM127 34V35H126ZM142 34H144V35H142ZM160 34H162V35H160ZM165 34V35H164ZM95 35V36H94ZM103 35H104V37H103ZM146 35V36H145ZM3 36V37H2ZM5 36V37H4ZM23 36V37H22ZM25 36V37H24ZM28 36H29V39H28ZM52 38H51V37ZM69 36H70V38H71V36L73 37L72 39H74V40H69ZM92 36L94 37L93 39L94 40H92ZM117 36V37H116ZM130 36V37H129ZM142 36V37H141ZM145 36V37H144ZM166 36V37H165ZM15 37V38H14ZM20 37V38H19ZM34 37V38H33ZM47 37V39H45ZM50 37V38H49ZM55 37V38H54ZM66 37V38H65ZM84 37H85V39H84ZM125 37V38H124ZM144 37V38H143ZM261 37V38H260ZM264 37V33H262V34H260V35H258V37L256 36V37H254V38H257V39H261L262 40V38ZM27 38V39H26ZM38 38V41H36V39ZM64 38V39H63ZM92 40H90V39ZM122 38V39H121ZM127 38V39H126ZM168 38H170V37H168ZM167 38V39H168ZM254 38H252L251 40L250 39H246L245 41H242L240 44H249V43H251L252 41H253V39ZM2 39V40H1ZM6 41V43L4 42V40ZM8 39V40H7ZM52 39V40H51ZM77 39V40H76ZM79 39H80V41H79ZM83 39V40H82ZM123 39H125V40H123ZM143 39H144V41H143ZM25 40V41H24ZM31 42H30V41ZM65 40V41H64ZM68 40V41H67ZM76 40V41H75ZM113 40H115V41H113ZM120 40V41H119ZM121 40H122V42H121ZM13 41V42H12ZM15 41V42H14ZM16 41H18V42H16ZM27 41H29V42H27ZM36 41V42H35ZM47 41V42H46ZM61 41V42H60ZM143 41V42H142ZM248 43H247V42ZM23 42H25V43H23ZM46 42V43H45ZM65 42V43H64ZM91 42V43H90ZM113 42V43H112ZM118 42V43H117ZM124 42H126V43H124ZM130 42H128V43H130ZM173 43V41H171V40H169L168 41V47H170V45ZM4 43V44H3ZM32 43V44H31ZM45 43V44H44ZM62 43H64V45L62 44ZM125 45H124V44ZM137 43V44H138ZM194 43V44H193ZM192 43V46L191 45H189V47H187V48H185L184 49V53H188L189 51H193L194 50V47H193V45H195V43L196 42H193ZM264 42H263V40H262V44H263ZM16 46H15V45ZM25 44H27V45H25ZM30 44V45H29ZM33 44L35 45V46H33ZM43 44V45H42ZM47 44V45H46ZM55 44L58 46V48H57V46L54 48L53 46H55ZM61 44H62V46H61ZM12 45V46H11ZM39 45H40V48H39ZM42 45V46H41ZM75 45V46H74ZM264 45V44H263ZM263 45H261L260 47H257L258 48V51H260V52H255V54L254 55H258V53H259V55L260 54H262L263 52H264V46ZM23 46V47H22ZM47 47V49H45L44 47ZM109 46V45H108ZM25 47V48H24ZM32 47V48H31ZM42 47V48H41ZM67 47V48H66ZM2 48V47H1ZM8 48V49H7ZM12 48V49H11ZM18 48V49H17ZM20 48V49H19ZM23 50H22V49ZM29 49V48H31V52H29L30 51V49H29V51H27V49ZM53 48V50H51ZM10 49V50H9ZM33 49V50H32ZM36 49H39V50H36ZM44 49V50H43ZM105 49H107V47L105 48ZM19 50V51H18ZM5 51H7V52H5ZM16 51V52H15ZM25 51V52H24ZM26 51H27V53H26ZM59 51V52H58ZM69 51V52H68ZM11 52H13V53H11ZM18 52H19V54H18ZM22 52L24 53V54H22ZM42 52V53H41ZM58 52V54H56ZM63 52V53H62ZM211 52H214V53H211ZM210 52V54H211V57L210 58H208V59H205L204 60V62L205 63H211L212 61L214 62L215 60H217L223 53L222 52H218V50H213V51H211ZM20 53H21V55H23V56H21V58L19 57V55H20ZM33 53V54H32ZM61 53V54H60ZM200 52H198V54H194V55H192V59L194 60L195 58V60L194 61H196V62H194V63H196V64H190L188 61H186L187 62V64H186V62L185 63H182V64H179L178 66L179 67H177V65L175 64V66L173 67V68H170L169 66H166V67H164V68H160L159 70H157L158 71V73L156 72H154L153 73V76L152 75H150L151 77H149V76H146V79H145V77H143V76H145V75H138L137 76V74L136 73H131L130 74V76L129 77H127V79H122V80H119L120 78H110V76H109V74H108V72L107 71H109V70H112L110 67H112L114 64H115V62H116V60H117V58H115V57H110V58H108V60L104 63V64H101V65H97V66H95L96 67V69L97 70H101L103 67H109L110 69L108 70V69H103L104 71H105V73H102V74H99L96 78H94L92 81H89V85L93 88V92L91 93L92 94V96L91 95H89L88 97H85L84 99H83V101H82V103H81V105H82V108H81V106H80V108L79 107H76V106H71L69 109H68V111L66 112V114H64V118H63V120H62V122L59 124L60 126L59 127H57V128H54V129H51L50 130V132L49 133H47V134H49L48 136L46 135L45 136V140H44V145H45V147H44V145H43V147H41V148H37L34 152H33V154L32 155H34L35 157H37L38 155H40V156H43V154L44 155H49L50 153L52 154V152L54 153V151L55 150H57V151H55V153H56V155H58L57 153L59 152V150H60V152H59V157H58V159H56L57 161H52V160H50L49 162H48V164H46L45 163V169L43 168L42 170H43V172H42V174L40 175V174H34V175H30V174H22V172H21V170H22V168H23V166H21L19 169H18V171H12V172H10L9 170H11L13 167H15V163L17 162H20V161H22L23 159H25V158H23V157H21V156H23V154H15V153H7L6 155H4L5 157H7L6 159H5V157H4V159H0V164H3V166H4V168H6V170H5V175L3 176V178H2V182L3 181H5L4 183H2V182H0V184L2 183L3 185H4V187L5 188H3L4 190H2V188H0V207H2V208H0L1 210H3V211H1L0 210V213H2L1 214V216H0V232H2V233H0V248L1 249H4V251L3 250H1L0 251V253L1 254H3V255H1L0 254V257L1 258H3V259H0V264H31V262L29 261V259L32 261L37 255H41L43 258H44V260H48V259H50V258H52V257H55V256H57L58 254H55V253H53L52 251H38V250H33V249H29L28 251L27 250H25L24 248L23 249H20V248H22L23 246H24V243H26V241L27 240H30V239H38L39 238V240H42L43 242H45L47 239L45 238V237H42L39 233H33L32 231V233L30 232V231H28L29 229H30V227H33V226H37V224H39L37 227L39 228L41 225H44L43 223H46L47 222V220H48V218H50V217H52L53 215H54V217H58V216H56V214L58 215V214H60V212H64L65 210H69V214H68V218L71 220L72 218V221H75V222H79V223H84L85 222V219L83 218V217H85V218H88V216H90V215H93L94 213H96V212H98V211H100V210H107V209H109V208H107V206L108 205H110V207H112V206H114V205H116L117 203H120L121 202V198H122V196L124 195V190L123 189H125L126 187L125 186H129L132 182L131 181H133V177L136 175V174H138L139 172L140 173H144V172H147L149 169H150V161H151V159L153 158L152 156H153V153H154V151L158 148V145H159V143H161L162 142V140H164V139H166V138H169L171 135H172V133H173V131H175L177 128H178V126H179V124L180 123H182V125H186V126H188V130L189 131H196V130H198V129H200L201 128V119H196V120H194V121H190L189 123H185V122H183V121H180L181 119L182 120H184V118L186 117V114H197L198 112V110H199V113L201 112V107H202V105H204V102L205 101H207V98H209L210 97V95L213 97H217L219 100H220V102L222 101V99H224L223 100V102H225V99L227 98V94H226V91H218L219 90V86H217V84L219 83V81H222V79L224 78V77H227L228 75H229V73H231L232 72V69H233V67L235 66V63H233V64H231L230 66L231 67H227V66H223V68H226V69H222V67L218 70V68H216V70L214 69V70H212L210 73H209V75H208V79H207V77H204L203 79H202V81H204L203 82V84H202V86L204 87V86H207L206 87V89H207V91L209 92L208 94L206 93L205 95H201V93H199V94H195V93H193V91H190L193 95H192V99L190 98V97H188V96H191L190 94V92H186V90L187 89H184L185 90V92L182 94L181 92H179V91H181L182 89V83L183 84H185V86L189 83V81L193 78V76H195L196 74H197V72L198 73H200V71H201V67H200V65H201V63H200V61H201V59H200V57L199 58H197L200 54H199ZM8 54V55H7ZM14 54V55H13ZM30 54H32V55H30ZM51 54L53 55V54H55V55H53V57H51ZM95 54H96V56L97 55H99V54H102V51L100 52V51H98V52H96V53H92L91 55H89L88 57H85L84 59H83V61H87V60H91L94 56H95ZM16 55H17V57H16ZM27 55V56H26ZM39 55V56H38ZM93 55V56H92ZM215 55V56H214ZM2 56V57H1ZM9 56V57H8ZM11 56H13V57H11ZM47 56V57H46ZM49 56V57H48ZM58 56V57H57ZM193 56L195 57V58H193ZM201 56V55H200ZM212 56H214V57H212ZM14 57H16L15 58V60H14ZM29 57H31L30 59H29ZM35 57H37V58H35ZM91 57V58H90ZM13 58V59H12ZM26 58H28L27 60H26ZM52 58V59H51ZM61 58V59H60ZM7 59V60H6ZM11 59V60H10ZM35 59V60H34ZM58 59H60V60H58ZM198 59H200V61H198ZM24 61V60H26V61H24V62H21V61ZM32 60H34L33 62H32ZM48 60V61H47ZM6 61H8L7 63H5ZM10 61V62H9ZM21 62L20 64H17L18 62ZM50 61V62H49ZM17 62V63H16ZM25 62H26V64H25ZM32 62V63H31ZM45 62H47V63H45ZM243 62H245V58H244V60H243ZM8 63H10V67H9V64ZM29 65H28V64ZM30 63H31V65H30ZM13 64H15V66L13 65ZM2 65L4 66V67H2ZM26 65H28V66H26ZM75 65V66H74ZM189 65V66H188ZM196 65V66H195ZM233 65V66H232ZM20 66V67H19ZM75 68H74V67ZM193 66V67H192ZM16 67H19V69H17ZM46 67V68H45ZM69 67V68H68ZM75 69H73V68ZM77 64H70V65H68V64H66V65H64L62 68H61V70L54 76V83L52 84V85H47V84H45L43 87H41V89H40V92H41V95L39 96V94L37 95V96H34V97H26V98H24V100L22 101V104L20 105V107L19 108H23V109H20V110H18V108H13V110L11 111V112H13L12 113V115H14L15 117H17V116H22V115H24V113H25V115H27V116H25L26 117V119H27V121H28V123L29 124H32L33 125V128H34V130H37L38 128H39V125H40V123L41 122H43L44 120H46L48 117H50L52 114H53V111H54V109L53 108H47L48 106H50V103H49V105L44 109V110H40L38 107H37V105L38 106H41L42 104H43V102L44 101H46L45 99L48 97V96H50V95H52V94H54L53 92H55V90H53V88L52 87H54V89L56 88L57 90L56 91H58V90H60V89H62V85H64L65 83H67V81L69 80V79H74L75 77H74V75H78V73L80 74V69L78 70L77 68ZM176 67V68H175ZM185 67H186V69H185ZM192 67V68H191ZM200 69H199V68ZM10 68V69H9ZM67 68V69H66ZM175 68V69H174ZM179 68H180V70H179ZM183 68H184V70L186 71V70H188V71H186L185 73H184V70H183ZM195 68V69H194ZM232 68V69H231ZM8 69V70H7ZM14 69L16 70V71H14ZM63 70V71H62ZM182 70V71H181ZM193 70V71H192ZM196 70V71H195ZM222 70V71H221ZM225 70V73L223 72ZM3 71V72H2ZM4 71H5V73H4ZM6 71L8 72L7 74H6ZM70 71V72H69ZM76 71V72H75ZM179 71V72H178ZM181 71V72H180ZM213 71H214V73H213ZM216 71V72H215ZM229 71V72H228ZM12 72H14V73H12ZM62 72H64V73H62ZM66 72V73H65ZM67 72H68V74H67ZM73 72V73H72ZM172 72V73H171ZM174 72H176V73H174ZM191 72V73H190ZM194 72V73H193ZM222 72V73H221ZM4 73V74H3ZM62 73V74H61ZM77 73V74H76ZM179 73V74H178ZM180 73H181V75H182V77L180 76ZM187 73V75H186V77H187V79H186V77H185V80H182V81H180V79H184V76L183 75H185ZM228 75H227V74ZM70 74H72V75H70ZM155 74V75H154ZM190 74V75H189ZM191 74H192V76H191ZM212 74V76H210ZM217 74V75H216ZM224 74H226V76L224 75ZM3 75V76H2ZM61 75H65V76H61ZM169 75H171V76H169ZM177 75H179L178 77H177ZM139 76H141V77H139ZM19 77V76H18ZM72 77H74V78H72ZM139 77V79L137 80V81H139L140 82V86L136 83L135 84V82H136V78H138ZM154 79H153V78ZM164 77V78H163ZM169 77H170V79H169ZM209 77H210V79H209ZM215 77H217V78H215ZM222 77V78H221ZM2 78L0 79V81H2ZM135 78V79H134ZM140 78H142V79H145V80H143V82L141 83V81H142V79H140ZM152 78V79H151ZM173 78H174V80H175V82H174V80H173ZM60 79V80H59ZM133 79H134V81H133ZM188 79H189V81H188ZM9 82H8V81ZM56 80V81H55ZM112 80H113V82H112ZM114 80H115V83H117V84H115L114 83ZM168 80L170 81V82H172V80H173V84L172 83H168ZM176 80H178V81H176ZM206 80V81H205ZM208 80V81H207ZM122 81V82H121ZM180 81V82H179ZM111 82V83H110ZM120 82V83H119ZM134 82V83H133ZM138 82V83H139ZM147 82H149L148 84H147ZM157 82H159V83H157ZM182 82V83H181ZM185 82H187V83H185ZM199 82H201V76H200V81ZM206 82V83H205ZM215 82V83H214ZM63 83V84H62ZM114 83V84H113ZM129 83H130V85H129ZM163 83V84H162ZM179 83V84H178ZM212 83V84H211ZM214 83V84H213ZM104 84H108V86H104ZM110 84V85H109ZM111 84H113L112 86H111ZM120 84H123V85H120ZM125 84H127V85H125ZM133 84H135L136 85V87H141V88H139V90L138 89H136V87H134L133 86ZM143 84V85H142ZM156 86H155V85ZM160 84V86H158ZM115 85V86H114ZM117 85V86H116ZM133 87H132V86ZM138 85V86H137ZM147 85V86H146ZM164 85V86H163ZM173 85V86H172ZM175 85V86H174ZM213 85H214V87H213ZM216 85V86H215ZM49 86V88H50V91H52L51 93H50V91H49V88H47ZM51 86V87H50ZM104 86V87H103ZM115 88H114V87ZM129 86H131L130 88H131V90H130V88H128ZM145 86V87H144ZM170 86V87H169ZM172 86V87H171ZM177 86V87H176ZM178 86H179V88H178ZM61 87V88H60ZM96 87V88H95ZM103 87V89H100V88H102ZM109 87H110V90H109V92H104V91H108L107 90V88L109 89ZM111 87L113 88V89H111ZM119 87V88H118ZM163 87V88H162ZM166 87V88H165ZM174 87V88H173ZM196 87H201V83L199 84V85H197ZM45 88H46V90H45ZM59 88V89H58ZM99 88V89H98ZM105 88H106V90H105ZM128 88V89H127ZM146 88V89H145ZM159 88V89H158ZM164 88H165V90H164ZM170 88V89H169ZM172 88H173V90H172ZM178 88V89H177ZM97 89H98V91H97ZM127 89V90H126ZM134 89V90H133ZM136 89V90H135ZM144 89V90H143ZM158 89V90H157ZM162 89V90H161ZM175 89H177L176 91H175ZM181 89V90H180ZM191 89H193L192 87H191ZM208 89H210V90H208ZM44 90V91H43ZM102 90H103V92H102ZM115 92H114V91ZM118 90H120V92L121 93H119V91ZM125 90V91H124ZM129 90V91H128ZM161 90V91H160ZM172 90V91H171ZM49 91V92H48ZM61 91V90H60ZM111 91H113L112 93H111ZM141 91V92H140ZM152 91V92H151ZM155 91H159V94L158 93H156ZM162 91H164V92H162ZM167 91V92H166ZM174 91V94L172 93ZM39 92V93H40ZM96 94H95V93ZM102 92V93H101ZM122 92H125V94H123ZM154 92V93H153ZM210 92H211V94H210ZM45 93V94H44ZM50 93V94H49ZM94 93V94H93ZM106 93V96L104 95V94ZM110 95H109V94ZM146 93V94H145ZM161 93H164L163 95L161 94ZM174 95V97L172 96V94ZM224 93H225V95L226 96H224ZM43 94V95H42ZM48 94V95H47ZM99 94V95H98ZM119 94V95H118ZM147 94H149L150 96H151V98H153V96H154V99H150V98H148V96L149 95H147ZM161 97H157L158 95ZM95 95V96H94ZM96 95H98L99 97H103L102 98V100L100 99V100H98V96H96ZM102 95V96H101ZM120 95H121V97H120ZM123 95V96H122ZM141 95H142V97H141ZM144 95V96H143ZM156 95V96H155ZM168 95V96H167ZM175 95L177 96L176 98H175ZM185 95V96H184ZM40 98H39V97ZM91 96V97H90ZM94 96V97H93ZM105 96V97H104ZM110 96V98H111V96H112V98L109 100V97ZM116 96H117V98H116ZM118 96H119V98H118ZM134 96V97H133ZM149 96V97H150ZM164 96V97H163ZM167 96V97H166ZM170 96V99L168 98ZM172 96V97H171ZM208 96V97H207ZM91 99H90V98ZM97 97V98H96ZM116 98V101H115V98ZM125 97V98H124ZM141 97V98H140ZM155 97H156V99H155ZM163 97V98H162ZM182 97H185V98H183V102H182ZM198 97H199V100H198ZM221 97V98H220ZM256 97L258 98L259 97V94H257L254 98H252L253 100H255L256 99ZM30 98V99H29ZM32 98V99H31ZM39 98V99H38ZM87 98V99H86ZM89 98V99H88ZM105 98V99H104ZM108 98V100H106ZM113 98H114V100H113ZM135 100H134V99ZM137 98V99H136ZM165 98V99H164ZM25 99H27V100H25ZM92 99H94V101L92 100ZM121 99V100H120ZM146 99H148V100H146ZM163 99V100H162ZM173 99V100H172ZM196 99H197V101H196ZM202 99V100H201ZM40 101V102H38L37 103V101ZM85 100V101H84ZM96 100H98V101H100L99 103H98V101H96ZM106 100V101H105ZM131 100H133V102H131ZM143 100H146L145 102H146V104L144 103V101ZM156 100V101H155ZM180 100V101H179ZM190 100H191V102H190ZM30 101V102H29ZM36 102V104H35V102ZM91 101H93V102H91ZM96 101V102H95ZM101 101H103V102H101ZM105 101V102H104ZM113 101V102H112ZM141 101V102H140ZM147 101H149V104L151 105V106H149L148 107V103H147ZM153 101V102H152ZM166 103H165V102ZM172 101V102H171ZM186 101V102H185ZM189 101V103H187ZM32 102V103H31ZM34 102V103H33ZM42 102V103H41ZM125 102H130V104H128V103H125ZM136 102H139V103H136ZM152 104H151V103ZM158 102H159V104L160 105H158ZM180 102H182L181 104H180ZM185 102V103H184ZM195 102H197L196 104H193V103H195ZM201 102V103H200ZM33 105H31V104ZM91 103H93V104H91ZM111 103V104H110ZM141 103V104H140ZM142 103H143V105H142ZM156 103V104H155ZM176 103V104H175ZM179 103V104H178ZM190 103H192V104H190ZM24 104V105H23ZM25 104H26V106H25ZM86 104V105H85ZM97 104H99L98 106H97ZM100 104H101V107H100ZM104 104H106L107 106H110V107H107L106 105H104ZM110 104V105H109ZM128 106H127V105ZM138 104V105H137ZM172 104H174L175 106H173ZM221 104H223V103H221ZM31 105V106H30ZM91 105V106H90ZM93 105H95V106H93ZM125 105V106H124ZM139 105H141L140 107H139ZM152 105H153V107H152ZM165 105H167V107H165ZM168 105H171L170 107L168 106ZM177 105V106H176ZM192 105V107H194V108H187V107H190ZM89 106V107H88ZM97 106V107H96ZM105 106H106V108H105ZM113 106V107H112ZM127 106V107H126ZM135 106H137V107H135ZM162 106L163 107H165V108H162ZM198 106V107H197ZM28 107V108H27ZM85 107V108H84ZM93 107H95L94 109H96V110H94V112H93ZM100 107V108H99ZM103 107V108H102ZM112 107V108H111ZM123 107V108H122ZM128 110H125V108ZM133 107V108H132ZM148 107V108H147ZM159 107H161V109H159L158 108V110H157V108ZM173 107V108H172ZM179 107V108H178ZM31 108V110H29ZM33 108H35V109H33ZM87 110V108L88 109H90V111H89V113H88V111H86L85 112V110ZM106 110H105V109ZM121 108H122V110H121ZM131 108V109H130ZM143 108V109H142ZM147 108V109H146ZM153 109L154 108V111L152 110L151 111V109ZM156 108V109H155ZM168 108V109H167ZM181 108V109H180ZM197 108H199V109H197ZM27 109V110H26ZM74 109H75V111H74ZM92 109V110H91ZM100 110V113L99 112H97L98 110ZM110 109V110H109ZM123 109H124V111H123ZM139 111H138V110ZM145 109V110H144ZM148 109H150V110H148ZM177 109V110H176ZM181 110V111H178V110ZM184 111H183V110ZM187 109V110H186ZM196 109V110H195ZM14 110H16L15 112H14ZM21 110H22V112H21ZM70 110V111H69ZM84 110V111H83ZM112 110H114L113 112L114 113H112ZM121 110V111H120ZM131 110V111H130ZM137 110V111H136ZM149 111L148 113H147V111ZM157 112H156V111ZM18 111V112H17ZM26 111V112H25ZM28 111V112H27ZM30 111V112H29ZM45 111H46V113H45ZM78 111V113L76 114V112ZM80 111V112H79ZM95 111H96V113H95ZM103 111V112H102ZM108 111H109V115H108ZM140 111H142V113L140 112ZM144 111H145V113H144ZM161 112V113H159V112ZM171 113H170V112ZM172 111H173V114H172ZM38 112V114H36ZM85 112V113H84ZM91 112H93V114L91 113ZM102 112V113H101ZM119 112V113H118ZM123 112V113H122ZM128 112V113H127ZM138 112H140V113H138ZM180 112H181V115L183 116V117H181V115H180ZM193 112V113H192ZM15 113H17V114H15ZM18 113H20V114H18ZM27 113V114H26ZM40 113H41V115H40ZM81 113H82V115H81ZM118 113V114H117ZM136 113H138L139 115H140V117H139V115H137ZM153 113V114H152ZM156 113H157V115H156ZM176 113H179V114H176ZM29 114V115H28ZM68 114H69V116H68ZM70 114H72V116L70 115ZM89 114H91V115H89ZM101 114V115H100ZM105 114V116H103ZM128 114V115H127ZM133 114V116H131ZM136 114V115H135ZM162 114V115H161ZM172 114V115H171ZM211 114H213L215 117H217V115H215V113H211ZM17 115V116H16ZM34 115V116H33ZM74 115H75V117L77 118H75L74 117ZM85 115V116H84ZM86 115H88V117L86 118ZM99 115H100V117L101 116H103V119H102V117L100 118L99 117ZM111 115H113V116H111ZM118 115H120V117L118 118ZM144 115V116H143ZM159 115V116H158ZM169 115V116H168ZM29 116V117H28ZM33 116V117H32ZM40 116H41V118H40ZM67 116V117H66ZM71 116V117H70ZM80 116V117H79ZM92 116V118H90V117ZM111 116V117H110ZM126 116V117H125ZM161 116V117H160ZM169 118H168V117ZM174 116V118H172V117ZM176 116V117H175ZM177 116H178V118H177ZM35 117H36V119H35ZM38 117V118H37ZM83 117V118H82ZM115 117V118H114ZM123 119H122V118ZM132 117V118H131ZM136 117V118H135ZM141 117H143V118H141ZM156 117V118H155ZM159 117V118H158ZM162 117H163V119H171L170 121L168 120V121H166V120H162ZM165 117V118H164ZM179 117H181V118H179ZM204 117H205V119H210V117H209V115H204ZM29 118V119H28ZM31 118V119H30ZM75 118V119H74ZM80 118V120L81 119H83V120H86V119H88L89 118V120L88 121H80V120H78ZM86 118V119H85ZM100 118V119H99ZM111 118V119H110ZM121 118V119H120ZM129 118H130V120H132L131 122H129L130 120H129ZM133 118L135 119V120H133ZM140 118V119H139ZM146 118V119H145ZM158 118V119H157ZM67 119H69V120H67V122H65ZM71 119V120H70ZM90 119H92V120H95L94 121V123H93V121L92 120H90ZM106 119V120H105ZM117 119V120H116ZM143 119V120H142ZM147 119H149V121L147 122ZM30 120H31V122H30ZM34 120V121H33ZM65 120V121H64ZM72 120H76V121H78V123L76 124V121H72ZM101 120V121H100ZM102 120H105V121H102ZM121 120H123V121H121ZM124 120H126V123L124 122ZM138 120V121H137ZM142 120V121H141ZM152 120H153V123L151 124V122H152ZM177 120H178V122H177ZM261 120H263V118H261ZM63 121H64V123H63ZM91 121V125H93V124H95V125H93V127L92 126H89L88 127V125L90 124V123H87V124H85L86 122H90ZM98 121H100V123H97ZM115 122V124H113L114 122ZM139 123V121H141L139 124L137 123V122ZM163 121L165 122V124L163 123ZM176 121V122H175ZM39 122V123H38ZM72 122V123H71ZM73 122H75V123H73ZM83 122V123H82ZM121 122V123H120ZM123 122V123H122ZM157 122H159V124L157 123ZM174 122H175V124H174ZM34 123V124H33ZM80 123V124H79ZM93 123V124H92ZM104 123H107V124H104ZM117 123V124H116ZM128 123H131V124H128ZM149 123V124H148ZM197 123V124H196ZM37 124V125H36ZM70 124H71V126H70ZM82 124L83 125H85V127L84 126H82ZM102 124H104V125H102ZM122 124V125H121ZM125 124H126V126H128V127H126L125 126ZM134 124V125H133ZM141 124V125H140ZM145 124H148V125H145ZM160 124H162V125H160ZM167 124V125H166ZM62 125H64V126H62ZM74 125H76L75 126V128L74 127H72V126H74ZM102 125V126H101ZM111 125V126H110ZM133 125V126H132ZM197 127H196V126ZM70 126V127H69ZM119 126H120V129H119ZM122 126H125L124 127V129L125 130H122L123 128H122ZM158 126V127H157ZM177 126V127H176ZM70 129H69V128ZM71 127H72V129H71ZM87 127V128H86ZM99 127V128H98ZM130 127H131V129H130ZM135 127V128H134ZM161 127V128H160ZM169 127V128H168ZM171 127V128H170ZM175 127V128H174ZM0 128H1V125H0ZM59 128H61V130L59 129ZM65 128V129H64ZM83 128V129H82ZM90 128V129H89ZM105 128V129H104ZM116 128V129H115ZM126 128L128 129V132H129V134H128V132H125L126 131ZM138 128V129H137ZM149 128V129H148ZM78 129V130H77ZM87 129H89L88 130V132H87ZM91 129L93 130V129H95V130H93V132L91 131ZM103 130V132H105L104 134H103V132L100 134V132H97V131H102ZM109 129H111L112 130V132L111 131H108ZM142 129V130H141ZM163 129V130H162ZM170 129V130H169ZM196 129V130H195ZM18 131H19V129H17ZM16 130V131H17ZM68 130H69V133H68ZM72 130H74V131H72ZM79 130H81V131H79ZM105 130V131H104ZM135 130V131H134ZM150 130V132H148ZM159 130V131H158ZM162 130V131H161ZM173 130V131H172ZM16 131H14L13 132V134H16ZM18 131H17V133H18ZM65 131L67 132V133H65ZM83 131V132H82ZM89 131H91V133L89 132ZM95 131V132H94ZM110 132L109 134H108V132ZM140 131V132H139ZM156 131V132H155ZM57 132V133H56ZM85 132H87L86 133V135H81V134H85ZM106 132H107V134H106ZM121 132H123L122 134H121ZM139 132V133H138ZM148 132V133H147ZM169 132V133H168ZM170 132H171V134H170ZM53 133L54 134H56V135H53ZM62 133V134H61ZM64 133V134H63ZM75 133H76V135H75ZM77 133H79V134H77ZM98 133V134H97ZM113 133V134H112ZM136 133V134H135ZM138 133V134H137ZM142 133V134H141ZM146 133V134H145ZM165 133V135H163ZM66 134V135H65ZM69 134V136H67ZM70 134H71V136H70ZM91 134V135H90ZM105 134H106V136H105ZM114 134L116 135H119V137H117V135L116 136H114ZM135 134V135H134ZM62 135L64 136V137H62ZM74 135V136H73ZM80 135V136H79ZM101 135V136H100ZM102 135H104L103 137H102ZM108 135V136H107ZM137 135V136H136ZM143 135V136H142ZM151 135H152V137H151ZM160 135H162V136H160ZM53 136V137H52ZM60 136V137H59ZM75 136H78V139H77V137H75ZM95 136L97 137V138H95ZM125 136V137H124ZM135 136V137H134ZM145 136V137H144ZM156 136V137H155ZM160 136V137H159ZM54 137H55V139H54ZM99 137H101L102 139H103V141H101V138H99ZM109 137V138H108ZM120 137H122L123 138V140H122V138H120ZM154 137V138H153ZM50 138L52 139L53 138V140H51L50 141ZM61 138V139H60ZM69 138H71V139H69ZM83 138V139H82ZM100 139V142H97V141H99V140H97V139ZM113 138V139H112ZM139 138H140V140H139ZM49 139V140H48ZM73 139H75L74 141H73ZM82 139V142L80 141V140ZM89 139H90V141H89ZM112 139V142L110 141ZM115 139V140H114ZM120 139V140H119ZM134 139V140H133ZM150 139V140H149ZM57 142H62L61 140H63V142H62V145L61 144H59V143H56V141ZM72 140V141H71ZM78 140V141H77ZM118 140V141H117ZM143 140H145V141H143ZM148 140V141H147ZM153 140V141H152ZM161 140V141H160ZM48 142V144H47V142ZM66 141V142H65ZM69 141H71V142H69ZM76 141L78 142V144L76 143ZM87 141V142H86ZM123 143H121V142ZM124 141V142H123ZM134 141H135V143L137 144H139V145H141L142 143V145L141 146H139L138 144L136 145L135 143H134ZM140 141V142H139ZM150 141V142H149ZM23 140H20V142L17 144V145H19V146H22V144H23ZM51 142H55V144L54 143H51ZM64 142H65V144H64ZM75 142V143H74ZM79 142H81V143H79ZM95 142H97V144H96V146H94L95 145ZM106 142V143H105ZM110 142V143H109ZM119 144H118V143ZM150 144H149V143ZM87 143V144H86ZM89 143V144H88ZM92 143V144H91ZM104 143V144H103ZM110 145H109V144ZM111 143H112V145H111ZM130 143H132V144H130ZM53 146H52V145ZM60 145V147L62 148L63 147V149L61 150V148L60 147H58L57 145ZM94 144V145H93ZM127 144V145H126ZM155 144V145H154ZM158 144V145H157ZM81 145V146H80ZM88 145V146H87ZM93 145V146H92ZM108 145V146H107ZM114 145V146H113ZM120 145V146H119ZM122 145H123V147H122ZM130 145H132V146H130ZM51 146V147H50ZM57 146V148H55ZM69 146H72V148L71 147H69ZM80 148H79V147ZM84 146H87V147H84ZM91 146V147H90ZM97 146H98V148H97ZM111 146H113V147H111ZM125 146V147H124ZM138 146V147H137ZM148 146V147H147ZM52 147L54 148V150L52 149ZM78 147V148H77ZM90 148V151H88L89 150V148ZM108 147H110V148H108ZM116 147H117V149H116ZM118 147H119V149L121 150H119L118 149ZM127 147H129V149H127ZM136 147V148H135ZM143 147V148H142ZM47 148H48V150H49V152L50 151H52V152H48V150H47ZM65 148V149H64ZM70 148V153H69V151H68V149ZM75 148H77V149H75ZM87 148V149H86ZM105 148V149H104ZM131 148V149H130ZM156 148V149H155ZM35 149V148H34ZM42 149V150H41ZM72 149V150H71ZM106 150V151H104V150ZM108 149H109V151H108ZM112 149V150H111ZM140 149V150H139ZM40 150V151H39ZM44 150V151H43ZM64 150H66V151H64ZM80 150V151H79ZM94 150H95V152H94ZM97 150V151H96ZM98 150H99V152H98ZM100 150H101V152H102V154H101V152H100ZM114 150V151H113ZM119 150V151H118ZM137 150H138V152H137ZM149 150V151H148ZM37 151H38V153H37ZM67 151H68V153H67ZM112 151L114 152L113 154H112ZM45 152V153H44ZM47 152V153H46ZM66 152V153H65ZM79 152V153H78ZM83 152V153H82ZM86 152V153H85ZM91 152V153H90ZM98 152V153H97ZM107 154H106V153ZM123 152H125V153H123ZM49 153V154H48ZM54 153V154H55ZM61 153V154H60ZM62 153H63V157L61 156L62 155ZM65 153V154H64ZM79 154V155H73V154ZM104 153H105V155H104ZM135 153V154H134ZM142 153V154H141ZM145 153H146V155H145ZM38 154V155H37ZM68 154V155H67ZM71 154V155H70ZM83 154V155H82ZM92 155V157H90L91 155ZM96 154V155H95ZM118 154V155H117ZM8 155V156H7ZM90 155V156H89ZM97 155H98V158H97ZM103 155V156H102ZM132 155H134V156H132ZM137 155V156H136ZM19 156V157H18ZM26 156V155H25ZM33 156V157H34ZM78 156V157H77ZM80 156L82 157V158H80ZM89 156V157H88ZM122 156V157H121ZM136 156V157H135ZM142 158V160H141V158ZM148 156H149V158H148ZM14 157V158H13ZM18 157V158H17ZM33 157H31L30 159L32 160L33 159V161L35 160V157L33 158ZM70 157H75V159L73 160V158H70ZM87 157H88V159H87ZM105 157H106V159L107 160H105ZM110 157V158H109ZM114 157V158H113ZM115 157H116V159H115ZM118 157H119V160H118ZM129 157V158H128ZM146 157V158H145ZM12 158V159H11ZM65 158V159H64ZM79 158V159H78ZM89 158H90V161H89ZM97 158V159H96ZM144 158H145V160H144ZM10 159V160H9ZM29 159V158H28ZM78 159V160H77ZM85 159V160H84ZM102 159H104V160H102ZM109 159V160H108ZM150 159V160H149ZM6 160H7V162H6ZM9 160V161H8ZM63 160H72L71 162H72V164H73V166H72V164L68 161H64V164H63ZM91 160H92V162H91ZM94 160V161H93ZM110 160L112 161V164L110 165ZM5 161V162H4ZM60 161V162H59ZM76 161H78V162H75ZM85 161V162H84ZM91 162V163H89V162ZM117 161H118V163H117ZM130 161V162H129ZM135 161V162H134ZM143 161V162H142ZM146 163H145V162ZM222 161H224V162H222ZM26 163H31L30 162V160H26L25 161ZM51 162V163H50ZM53 162V163H52ZM57 162V163H56ZM66 162V163H65ZM81 162V163H80ZM97 162V163H96ZM141 162V163H140ZM11 163V164H10ZM60 163V164H59ZM99 163V164H98ZM108 163H109V165H108ZM124 163H125V165H124ZM126 163H128L127 165H126ZM216 163H217V165H216ZM216 163H214V164H211V165H209L208 167H206V170H204L205 169V167H204V165H203V163L201 162H195V163H193V164H190V165H188L187 167H186V169H185V173L183 174V178H187V177H193V176H195V177H197V176H199V175H201V174H205L206 172H212V171H214V170H222V171H227V170H230L231 168H232V164L229 162V160L228 159H223V160H221V161H218V162H216ZM6 164H7V166H6ZM52 164V165H51ZM63 164V165H62ZM80 166H79V165ZM95 164V165H94ZM106 164V165H105ZM118 164V165H117ZM120 164H121V166H120ZM138 164V165H137ZM148 164V165H147ZM202 164V165H201ZM47 165V166H46ZM54 165H56V166H54ZM65 165V166H64ZM67 165H69V166H67ZM74 165H76L77 167H75ZM93 165V166H92ZM199 165H201V166H199ZM60 166H62V168L60 167ZM83 166H85V167H83ZM86 166H88V167H86ZM104 166V167H103ZM110 166V167H109ZM119 166V167H118ZM126 167V168H122V167ZM223 166V167H222ZM51 167V168H50ZM55 169H53V168ZM79 167V168H78ZM90 167V168H89ZM114 168V170H116V168H118V170H116V171H114V172H116V173H114L113 172V169L111 170L110 168ZM116 167V168H115ZM134 167V168H133ZM139 169H138V168ZM144 167V168H143ZM203 167V168H202ZM57 168V169H56ZM58 168H59V170H64V171H66L65 173L61 170V172L60 171H57L58 170ZM64 168V169H63ZM77 169V171L75 170V169ZM98 168H100V169H98ZM105 168V169H104ZM132 170H131V169ZM141 168V169H140ZM202 168V169H201ZM215 168V169H214ZM8 169V170H7ZM69 169V170H68ZM102 169H104V171L102 170ZM129 169V170H128ZM137 169L139 172H137V170L135 171V170ZM147 169V170H146ZM210 169V170H209ZM212 169V170H211ZM24 170V169H23ZM22 170V171H23ZM50 170V171H49ZM73 170H75V171H73ZM85 170H87L86 172H85ZM100 172H99V171ZM107 172H106V171ZM127 171V173L125 172V171ZM135 171L134 172V175H133V173H132V175H130L131 174V171ZM68 171H70V173L72 174H70ZM79 171H80V173H79ZM90 171V172H89ZM93 171V172H92ZM130 172V177H129V179H128V176H127V174ZM20 172V173H19ZM54 172H55V174H54ZM56 172H58V174L56 173ZM77 172L79 173V174H77ZM88 172V173H87ZM97 172V173H96ZM105 172V173H104ZM110 172V173H109ZM119 172H121L119 175L117 174V173H119ZM123 172H125L126 174V176H124V173ZM137 172V173H136ZM18 173V174H17ZM24 173V172H23ZM45 173H48V174H46L45 175ZM65 175H64V174ZM76 173V174H75ZM110 174V177L107 175V174ZM194 173V174H193ZM14 174H17L16 176L14 175ZM19 174H20V176H21V174H22V178L21 177H19ZM51 174V176H49ZM54 176H56V177H54V178H52V179H50L53 175ZM59 174H60V176H59ZM62 174V175H61ZM66 174H67V176H66ZM70 174V175H69ZM114 174H115V176H114ZM10 175V177L8 178V176ZM14 177H12V176ZM43 175V176H42ZM45 175V176H44ZM74 175V176H73ZM89 175H91V177H89ZM99 177H98V176ZM103 175H105V176H107L106 178H107V180H106V178H105V176H103ZM125 177V178H123V176ZM190 175V176H189ZM197 175V176H196ZM26 176V177H25ZM31 176V177H30ZM37 176V177H36ZM38 176L40 177V176H42V177H40V178H38ZM76 176V177H75ZM103 176V177H102ZM118 176H119V178H118ZM187 176V177H186ZM7 177V178H6ZM23 177H24V180H23ZM45 177V178H44ZM60 179H59V178ZM65 177V178H64ZM68 177V178H67ZM73 177H75V178H73ZM78 177L81 179H78ZM87 177V178H86ZM96 177H98V178H96ZM101 177V181H100V178ZM115 177V178H114ZM123 178V179H121V178ZM132 177V178H131ZM12 178H13V180L15 179L16 181L19 179V180H21V181H17V183H16V181L14 180H12ZM33 178V179H32ZM58 178V179H57ZM109 178V179H108ZM113 178V179H112ZM126 178H127V180H126ZM4 179V180H3ZM12 180L13 182H14V184H13V182L11 181H8V180ZM37 179V182L35 181ZM38 179H39V181H38ZM47 179L48 180H50L49 182L47 181ZM54 179V180H53ZM71 179V180H70ZM78 179V180H77ZM87 179H89V180H87ZM112 179V180H111ZM121 180V181H118V180ZM124 179H125V181H124ZM131 179V180H130ZM8 182H7V181ZM30 180V181H29ZM33 180H34V182H33ZM42 180V181H41ZM52 180H53V182H52ZM61 180V181H60ZM64 180V181H63ZM83 180H85V181H83ZM94 180V181H93ZM109 180V181H108ZM28 183H27V182ZM32 181V182H31ZM43 182V183H41V182ZM68 181V182H67ZM73 181V182H72ZM75 181V182H74ZM78 181V182H77ZM82 181V182H81ZM90 181V182H89ZM95 181H98V182H95ZM125 182V183H123V182ZM10 182V184H8ZM62 182V183H61ZM70 182V183H69ZM81 182V183H80ZM89 182V183H88ZM100 182H102V183H100ZM20 183V184H19ZM24 183V184H23ZM29 183H30V185H29ZM35 183V184H34ZM38 183H39V185H38ZM47 183L49 184V185H47ZM51 183H52V185H51ZM58 183H60V184H58ZM94 183V184H93ZM98 183H100V184H98ZM106 183H108V184H106ZM114 183L116 184V186L117 187H113V185H114ZM118 183V184H117ZM1 184V185H2ZM5 184H6V186H5ZM12 184V185H11ZM22 184V185H21ZM33 184V185H32ZM36 184H37V186H36ZM43 184H46V185H43ZM55 184H56V186H55ZM64 184V185H63ZM66 184V185H65ZM70 185V187L68 188V186ZM72 184V185H71ZM80 184H83V185H81L80 186ZM90 184H92V185H90ZM110 184H112V187H111V185ZM128 184V185H127ZM0 185V186H1ZM3 185H2V187H3ZM11 185V188L9 187ZM19 185L21 188H23L25 191H23L22 189H20L19 190V186L17 187V186ZM28 185V186H27ZM59 185V186H58ZM62 185V186H61ZM8 186V187H7ZM22 186H26L25 188L24 187H22ZM31 186V187H30ZM35 186V187H34ZM39 186V187H38ZM44 186V190L42 189V187ZM50 188H49V187ZM71 186H73V187H71ZM115 186V185H114ZM118 186H120V187H118ZM16 187V188H15ZM52 187V188H51ZM54 187H55V189H54ZM57 187V188H56ZM58 187H59V190H58ZM67 187V188H66ZM107 187V188H106ZM123 187V188H122ZM31 188H33V189H31ZM40 188H41V190H40ZM75 190H74V189ZM120 188L122 189V190H120ZM7 189V191L9 192V194H7L8 192L7 191H5ZM10 189V190H9ZM14 189L15 190H17V191H14ZM30 189V192L29 191H27V190H29ZM36 189H38V190H36ZM47 189V190H46ZM48 189H50L51 191L50 192H52V195H51V193L49 192V190ZM82 189V190H81ZM88 189V190H87ZM106 191H105V190ZM119 189V190H118ZM12 190V191H11ZM43 190V191H42ZM61 190H63V191H61ZM67 190H68V192H67ZM71 190V191H70ZM72 190H74V191H72ZM95 192H94V191ZM11 191V192H10ZM38 191V192H37ZM41 191V192H40ZM54 191H55V194H54ZM57 191H59V192H57ZM100 191V192H99ZM102 191V192H101ZM104 191V192H103ZM15 192L17 193V194H15ZM27 192H29V193H27ZM32 192H33V195H32ZM34 192L36 193V194H34ZM63 192V193H62ZM71 192V193H70ZM79 192V193H78ZM91 192V193H90ZM99 192V193H98ZM121 192V193H120ZM13 193V194H12ZM25 193V195H23ZM27 193V194H26ZM31 193V194H30ZM38 193H39V195H38ZM48 193H50L49 195H48ZM76 193V194H75ZM104 193V194H103ZM106 193V194H105ZM116 193V194H115ZM120 193V194H119ZM123 193V194H122ZM7 194V195H6ZM15 194V195H14ZM21 194V195H20ZM61 194H62V196H61ZM64 194H65V196H64ZM70 196H69V195ZM90 194H92V195H90ZM95 194V195H94ZM98 196H97V195ZM108 194V195H107ZM115 194V195H114ZM10 197H9V196ZM12 195V196H11ZM14 195V196H13ZM20 195V196H19ZM30 195H32V197L30 196ZM45 195H48V197H45L44 198V196ZM100 195V196H99ZM43 198H42V197ZM60 196V197H59ZM68 196H69V198H68ZM95 196V197H94ZM96 196H97V198L99 197V200H96ZM120 198H119V197ZM15 197H16V199H15ZM20 197V198H19ZM24 197V198H23ZM27 197H28V199H27ZM39 197L40 199H37V198ZM51 197V198H50ZM57 197H59L58 199H57ZM75 197V198H74ZM14 198V199H13ZM26 199L27 201H22L21 200V202L20 201H18V200H20V199ZM33 200H32V199ZM50 200H49V199ZM52 198H54V200L55 201H53V199ZM56 198V199H55ZM66 198H68V199H66ZM70 198H72V199H70ZM75 200H74V199ZM110 198V199H109ZM112 198V199H111ZM115 198V199H114ZM12 199H13V201H12ZM30 199V200H29ZM52 199V200H51ZM83 199V200H82ZM90 199V200H89ZM114 199V200H113ZM10 200H11V202H10ZM17 200V201H16ZM36 200V201H35ZM38 200H39V202H38ZM62 200V201H61ZM73 200L75 201L74 203H73ZM117 200H118V202H117ZM42 201H43V203H42ZM65 201V202H64ZM103 201H105V202H103ZM109 201H111L110 202V204H109ZM8 202H9V204H8ZM17 203V204H15V203ZM24 202V203H23ZM28 202H29V204H28ZM32 203V205H30L31 203ZM81 202V203H80ZM82 202H83V205H82ZM113 202H114V204H113ZM13 203V204H12ZM39 203V204H38ZM42 203V204H41ZM63 203V204H62ZM84 203H85V205H84ZM92 203V204H91ZM108 203V204H107ZM5 204V205H4ZM7 204L9 205V208L7 207ZM12 204V205H11ZM38 204V205H37ZM50 204V205H49ZM52 204V205H51ZM62 204V205H61ZM66 204V205H65ZM71 206H70V205ZM94 204V205H93ZM100 205V206H102L101 208H99L100 206H98V205ZM103 204V205H102ZM106 204H107V206H106ZM15 205H17V206H15ZM28 205V206H27ZM77 207H76V206ZM89 205H90V207H89ZM95 205H97V206H95ZM5 206V207H4ZM14 206L17 208H14ZM22 206V207H21ZM29 206H31V207H29ZM40 206H42V207H40ZM46 206V208H44ZM63 207V209H62V207ZM69 206H70V208H69ZM73 206H75V207H73ZM39 208V209H37V208ZM50 207V208H49ZM51 207H52V209H54V207L55 208H57V210L55 211V209H54V211L51 209ZM59 207H61V208H59ZM79 207V208H78ZM109 207V206H108ZM7 208V209H6ZM15 210H18V211H14L13 209ZM26 210H25V209ZM33 208V209H32ZM73 208V209H72ZM93 210V211H91V209ZM12 209V210H11ZM20 209V210H19ZM23 209V210H22ZM34 210L33 212H37V213H33L32 212V210ZM47 209V210H46ZM70 209H72V210H70ZM74 209L76 210V212L74 211ZM90 209V210H89ZM22 210V211H21ZM42 210V211H41ZM62 210V211H61ZM83 210V211H82ZM96 210H98V211H96ZM12 211V212H11ZM19 211H21V212H23V213H21V212H19ZM29 211H31V212H29ZM41 211V212H40ZM44 211V212H43ZM54 213H53V212ZM79 211V212H78ZM82 211V212H81ZM85 211V212H84ZM96 211V212H95ZM9 212H11L10 214H9ZM46 212H48V214L46 213ZM56 212H58V213H56ZM16 215H15V214ZM19 213H20V215H19ZM32 213V214H31ZM43 214V215H40V214ZM73 213V214H72ZM91 213V214H90ZM27 214V215H26ZM29 214V215H28ZM32 216H31V215ZM45 214V215H44ZM3 215H6L5 217H7L9 220H6L5 219V217H3ZM11 216L10 218H9V216ZM48 215V216H47ZM70 215V216H69ZM12 216H14L13 218H12ZM17 216H18V218H17ZM35 217L34 218V220L36 221V222H32V221H34L33 220V218L32 217ZM43 216H45V217H43ZM77 216V217H76ZM27 217V218H26ZM29 217V218H28ZM37 217V218H36ZM65 217H67V216H65ZM25 218V219H24ZM32 218V219H31ZM42 218V219H41ZM44 218H45V220H44ZM75 218H77V219H75ZM3 219V220H2ZM5 219V220H4ZM17 219H19V220H17ZM41 219V220H40ZM64 219V218H63ZM12 221V222H9V221ZM15 220H16V223H15ZM24 220V221H23ZM38 220H39V222H38ZM61 220H62V218H61ZM67 221V220H66ZM66 221H64L65 223H67ZM81 221V222H80ZM8 222L9 223H11V224H9L8 225ZM38 222V223H37ZM41 222H42V224H41ZM27 223V224H26ZM30 223H31V225H30ZM34 223H36L35 225H34ZM21 224H23V225H21ZM28 224H29V226L30 227H28ZM14 225V226H13ZM64 225H67V224H64ZM6 226H8L7 227V229H5L6 228ZM9 226L11 227V228H9ZM27 226V227H26ZM2 227V228H1ZM15 227V228H14ZM21 227V228H20ZM25 227L27 228L26 229V231H25ZM1 229H3V230H1ZM12 230V233L10 232L11 230ZM14 229H16L15 231H14ZM18 229V230H17ZM4 230H5V232H4ZM6 230H7V232H6ZM16 231H17V233H19V232H21V234L19 233V234H17V235H19V236H16ZM30 232V233H28V232ZM9 232V233H8ZM15 232V233H14ZM4 233V234H3ZM11 233V234H10ZM25 233V234H24ZM14 234V235H13ZM24 234V235H23ZM8 235V236H7ZM11 235V236H10ZM40 235V236H39ZM4 236V237H3ZM28 236V238H26ZM8 237H10V238H8ZM13 237H14V239H13ZM23 237V238H22ZM29 237H30V239H29ZM1 238H3V239H1ZM13 239V240H12ZM19 239H21L20 241H19ZM23 239H24V241L25 242H22L23 241ZM8 240V241H7ZM1 241H3V243H4V245H3V243L1 242ZM6 241L8 242V243H6ZM11 241V242H10ZM16 241V242H15ZM19 241V242H18ZM20 242H22L21 244H18V243H20ZM10 243V244H9ZM16 243V244H15ZM9 246H8V245ZM13 245H15V246H13ZM20 246V248H19V246ZM26 245V244H25ZM13 247L12 249H11V247ZM18 246V248H16ZM5 247V248H4ZM7 247V248H6ZM9 248V250H7ZM16 248V249H15ZM28 248V247H27ZM32 248V247H31ZM18 250L19 249V252L17 251V253H12V255L13 256H11V252H13V251H11V250ZM20 250H23L24 252H22V251H20ZM6 251V252H5ZM9 252V253H8ZM41 252V253H40ZM42 252H44V253H42ZM5 253V254H4ZM19 253V254H18ZM38 253V254H37ZM49 253V254H48ZM22 254V255H21ZM6 255V256H5ZM16 255H18V256H16ZM36 255V256H35ZM16 256V257H15ZM28 256V257H27ZM6 257V258H5ZM20 258H21V260H20ZM24 259H26V262L24 261ZM28 259V260H27ZM2 260V261H1Z\"/></svg>","mask_w":264,"mask_h":264}]
</instances>
